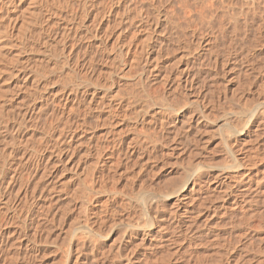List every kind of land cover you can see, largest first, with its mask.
<instances>
[{
  "label": "rangeland",
  "instance_id": "rangeland-1",
  "mask_svg": "<svg viewBox=\"0 0 264 264\" xmlns=\"http://www.w3.org/2000/svg\"><path fill=\"white\" fill-rule=\"evenodd\" d=\"M213 1V0H212ZM211 1V2H212ZM217 1V2H216ZM214 0V3L213 5H211L212 3L209 1L207 3H210L209 5L206 3L205 4V7L207 6V8H204L202 7L201 9V6H204V5H201L200 6V9L198 8H194V6H192V8L189 6V3L186 5H183L180 3V5L178 4V1L176 2V0H172V4H171V10L175 13V17L173 20H175V22L177 23V28H175V30H178V31H170L172 30L174 27H173V23L169 22V24L166 22L163 23L162 21V24H161V27H160V30L162 31V29H164V27H168V26H172L173 28L170 27V29H167L166 32L165 30H163L162 32H165V33H162L164 35V38L166 40V47H170L168 48V50L170 51L172 47H174V49H176L175 52H173V48H172V52L170 51L169 54L166 53L168 52L167 48L165 49V51L163 50L161 53L164 54L166 53V55H168L166 57V55H162L161 53H158L156 56V61L155 60V69H151L154 70L150 72L148 71H144L143 68L140 66V65H136L135 68H133L134 66L130 67L132 70L130 71L128 67H125L124 65H120L119 67H122V68H119L118 67V70L119 72L122 74V72H124L123 74L131 77L129 80L124 81V77H121V75L117 76V75H111V74H107V77L105 80V83H104V86H105V93L109 96H107V99H111L115 100V98H117V100H113L114 103L116 102H120L122 104V108L125 107L126 105V102L127 101H131L133 98L136 97V100L138 98H140L139 100L141 101H145L146 104L147 102H151L149 104H145L144 102V106L142 105L143 102H138L136 103V100H135V103L132 104L133 100L130 102H127L128 106H126V108H123V110L118 114L115 109H112L111 107L110 108H106V105H105V108L106 109H109L108 110H103L102 109H99L98 112L100 113H95L97 112L92 110L91 112H94V113H89L88 115L85 114V118L86 120L89 122H87L86 125H90V123H93V126L90 125V129L91 132H92V137H90L89 139H81L79 141V144H78V148H81V149H77L75 148V150L77 149L78 153L74 150V152H72L73 155L71 156H68L64 159L61 160V163L58 162L57 164H55V169L54 170H58L59 168V171H54L55 173L52 174V169L50 170L49 167H47L46 169H44V166L41 165L40 163V166L36 164L35 162V158L33 157H36V153H38L40 155V153H42V151H49V147H51L50 145L51 142H53V138H55L57 136V134H52L49 132L50 131V126L48 127V124L50 123H47V125L45 124L46 121L48 122H55L52 118V116L50 114H43L41 113V115H39L40 113H37L36 115L38 117H36V121L34 122V118L30 121L28 120H25L24 122L26 123H23V121L21 120V124L20 123V119H18V117H15L14 114L16 113H12V114H8V113H11V112H15L17 111L16 109H18V106H20L21 102L22 101V98L19 97L18 98V101L15 102L13 101V103L9 102H5L3 101L4 99L1 98V95H0V107L2 110V106H3V110L0 111L1 113L4 112L5 114V110L8 111L7 108H10V105L12 107V104L13 106L16 105V103H18V106L17 108L15 107H12L11 110H9V112L7 113V115L9 116H6V115H0V132H3V135L5 134L6 136V142L8 141V143H6L7 145H9L12 141H13V137L14 135L19 139H14V140H19V141H13L12 144H14V146L18 149H16V156H22L21 157H26V159L28 158H33V164L32 163V160L29 159V161L26 163L25 162H22L21 164H27V165H18L16 167H21L22 170L19 169V173H22L23 174H20V176L22 175V177H19V178H22L20 179L21 181H23L24 185H21L19 183H22L20 180V182H18V185L24 187L25 186V183L26 181L29 179V181H31L30 185L33 186L34 182H38V185L40 184L42 187H39L37 186L36 188V192L37 190L39 191L38 193L40 194L41 192L44 193V191L46 192V190H48L46 187H44V191H43V186H47L48 185V188H50L49 186L52 184L50 183L51 179H52V182L54 183L55 185V182H56V188L54 187L53 190L51 191H47V194L44 193V195L41 197L38 193L35 194L36 195H39V196H36L35 200L33 201L34 205L30 206L29 209H28V212L30 210V215L28 213V216L29 218L26 219V221L23 219H20V218H16L14 219L15 221H13V217L12 219H7L4 212H2V208L0 207V211L3 213H0V231H4L6 232L7 230L10 231V229L12 231L10 232H6L7 234H10L9 236L7 235V237H5V239L7 238V240L4 239V242L6 243H0V264L2 262V264H12L13 262L15 264H73V262H77V264H101V261L104 260V262L102 264H264V158H263V154L262 153H259L260 152H264V150H262L264 148V0H231L232 2H234V7H236L237 10V17L238 20H239V23L237 26L234 27H231V28H228L226 25L228 24V16H226L227 14H224L227 19L224 17V15L221 17L220 14L222 15L223 12H224V8L223 6H225L226 4V0ZM225 1V3H224ZM239 1V3H238ZM248 1L250 2L249 4ZM260 1V2H259ZM175 2V3H173ZM219 2V3H218ZM227 2L230 3V0H227ZM232 2H231V5H232ZM245 3V4H242ZM262 2V3H261ZM237 3V4H235ZM258 3V4H257ZM176 4V5H175ZM256 4V5H255ZM263 4V5H262ZM1 7H0V11L2 13L6 12L7 11V14H11V9H9L8 7H6L5 5H3V3H0ZM174 5V6H172ZM178 5L180 7V9L178 8ZM241 5V6H239ZM177 6V7H176ZM182 6V7H181ZM217 6V8L215 9V7ZM247 6V7H246ZM19 7V4L16 5V8ZM186 7V8H185ZM190 7V8H189ZM196 7V6H195ZM223 7V8H221ZM238 7V8H237ZM240 7V8H239ZM250 7H252L250 9ZM257 7V9H256ZM9 10H7V9ZM182 8V9H181ZM189 8V9H188ZM209 8V9H208ZM243 8V9H242ZM263 8V9H262ZM186 9V10H185ZM206 9V10H205ZM244 9H247V10H244ZM255 9V10H254ZM261 9V10H259ZM183 10V14L185 15L182 16V11ZM189 10V11H187ZM191 10H193L194 12H192ZM201 10V11H199ZM221 10V11H219ZM181 11V12H180ZM184 11L186 12V14L188 13L189 17L186 16V14L184 13ZM199 11V12H198ZM214 11V12H213ZM218 11V12H217ZM251 11V12H250ZM177 12V13H176ZM179 12V13H178ZM197 12V13H196ZM201 12V13H200ZM203 12V13H202ZM213 12V13H212ZM220 12V13H219ZM222 12V13H221ZM243 12V13H242ZM244 12H246L245 15ZM190 13V14H189ZM225 13V12H224ZM256 13V15H254ZM181 14V15H180ZM200 16H198V15ZM203 14V16L201 15ZM204 14H206L204 16ZM251 14V16H250ZM258 14V15H257ZM195 15V16H194ZM197 15V16H196ZM210 17H209V16ZM218 15V16H216ZM245 17H244V16ZM221 18H220V17ZM255 16V17H254ZM179 19H178V18ZM192 17V18H191ZM199 17V18H198ZM200 17L204 18L203 19V22L199 19H201ZM219 17V18H217ZM224 17V20H222V18ZM252 17V18H251ZM254 17V19H253ZM182 18V19H181ZM185 18V19H184ZM187 18V19H186ZM195 18V20H194ZM215 18V19H214ZM190 20L191 21V24L189 25L188 23H190V21H187V20ZM193 19V21H192ZM217 19V21H216ZM225 19L227 20V22H225ZM257 19V20H256ZM177 20H179V23ZM181 20V21H180ZM183 20V21H182ZM198 20V21H197ZM204 20H207V21H204ZM219 20H220V24L218 25L219 23ZM244 20V21H243ZM246 20V21H245ZM248 20V21H247ZM253 20V21H252ZM186 21V22H184ZM197 23H195V22ZM259 21V22H258ZM194 22V23H193ZM201 22V23H200ZM211 23V27H210V23ZM246 24H245V23ZM255 22V23H254ZM171 23V24H170ZM184 23V24H182ZM193 23V24H192ZM217 23V25H216ZM180 24V25H179ZM182 24V25H181ZM186 24V25H185ZM190 26L189 28H187L188 26ZM195 24V25H194ZM202 24V25H200ZM262 24V25H261ZM162 25H164V27H162ZM168 25V26H167ZM179 25V27H178ZM221 25V27H220ZM244 25H246L244 27ZM254 25V26H253ZM257 25V26H255ZM176 26V25H175ZM184 26V27H183ZM215 26H216V29H215ZM225 26V27H223ZM229 26V25H228ZM241 26V27H240ZM196 27V28H195ZM201 27V29H200ZM219 27V28H218ZM239 27V28H237ZM244 27V28H243ZM254 27V28H253ZM257 27V28H256ZM165 28V29H166ZM199 28V29H198ZM203 28V29H202ZM208 29L207 31H205L206 29ZM235 28L237 31H235ZM260 28V29H259ZM224 29V31H223ZM228 29V30H227ZM233 29V31H232ZM239 29V30H238ZM241 29V30H240ZM181 30V31H180ZM183 30V31H182ZM195 30V31H194ZM227 30V31H226ZM230 30V31H229ZM170 31V32H169ZM194 31V32H193ZM200 31V32H199ZM214 31V32H212ZM217 31V32H216ZM235 31V32H234ZM239 31V32H238ZM259 31V32H258ZM127 32L130 33L129 30H127ZM126 30H125V33H127ZM192 32V34H191ZM204 32L205 34H208V35H204ZM207 32V33H206ZM211 32V33H210ZM220 32V33H219ZM237 32V33H236ZM243 32V33H242ZM171 33V34H170ZM173 33V34H172ZM177 35V37L174 35ZM199 34L200 37L202 35V37H208L210 41H212L211 43H209L208 45L204 46V48L202 47H197V44L194 42L195 40H193V36L194 34ZM203 33V34H202ZM210 33V34H209ZM225 33V34H223ZM229 33V34H228ZM233 33V34H232ZM248 33V34H247ZM166 34V35H165ZM196 34L195 37H197L198 35ZM222 34V35H221ZM232 34V35H231ZM243 34V35H242ZM258 34V35H257ZM133 35V33H131V36ZM170 38H169V36ZM263 35V36H262ZM127 36H130V34L127 33ZM224 36V37H223ZM232 36H233V39H232ZM192 37V38H191ZM227 37V38H226ZM239 37V38H238ZM177 38V39H176ZM211 38V39H210ZM231 38V39H230ZM174 39V41H173ZM179 39V40H178ZM217 39V40H216ZM230 39V40H229ZM241 39V40H240ZM176 40V41H175ZM193 40V41H192ZM226 40V41H225ZM232 40V42H230ZM245 40V41H244ZM178 41V42H177ZM184 41V42H183ZM236 41V42H235ZM177 42V43H176ZM181 42V43H180ZM234 42V43H233ZM170 43V44H169ZM172 43V44H171ZM175 43V44H174ZM225 46H224V44ZM232 43V45H231ZM169 44V45H168ZM194 44V45H193ZM245 44V45H244ZM174 45H176L177 47H175ZM210 45V46H209ZM172 46V47H171ZM184 49H182L181 47ZM196 46V47H195ZM208 46V47H207ZM229 46V47H228ZM232 46V47H231ZM240 46V47H239ZM211 47V48H210ZM239 47V48H238ZM242 47V48H241ZM94 49V47H92ZM108 48V47H107ZM106 49L105 52L107 53H112L111 55H114L113 52H110L109 49ZM198 48V49H197ZM214 48V49H213ZM230 48V49H229ZM244 48V49H243ZM83 49L82 48V52H83ZM88 50L87 52H81V56H84L86 55V53L88 55L92 54L96 49L94 50ZM211 53H210V51ZM213 49V50H212ZM239 49V50H238ZM241 49H242V52H241ZM85 50V49H84ZM178 50V51H177ZM215 50V51H214ZM246 50V51H245ZM93 51V52H92ZM202 51V52H201ZM182 52V53H181ZM188 52V53H187ZM209 52V53H208ZM214 52V54L212 53ZM220 52V53H219ZM105 53V55L107 54ZM193 53V54H191ZM205 53V54H204ZM217 53V55H215ZM222 53V54H221ZM225 53V54H224ZM241 53V54H240ZM161 54V55H160ZM176 54V55H175ZM184 54V57H182ZM187 54V55H186ZM190 54V55H189ZM203 54V56H202ZM210 54H213L215 56H213L212 58V55L210 56ZM220 54V55H219ZM186 55V56H185ZM199 55V57H198ZM209 55V56H208ZM219 55V56H218ZM240 55V56H239ZM242 55V56H241ZM159 56V57H158ZM162 58H161V57ZM178 56V57H176ZM174 57V58H173ZM197 57V59H196ZM203 57V58H202ZM209 57V58H207ZM218 57L221 58L219 59L220 62L218 61V59L216 58ZM228 59H227V58ZM175 60H173V59ZM199 58V59H198ZM207 58V59H206ZM215 58V61H213ZM171 59H172V62H171ZM188 59V60H187ZM212 59V60H211ZM211 60V61H210ZM230 60V61H229ZM233 60V61H232ZM209 61V62H208ZM168 62H171L169 64L166 65V63ZM212 62H215L216 63V66H215V63H212ZM219 62V63H218ZM186 66H185V64ZM207 63V64H206ZM165 64V65H164ZM172 64V66H171ZM176 64V65H175ZM223 64V66H222ZM169 65V66H168ZM175 65V66H174ZM196 65L198 67H196ZM210 65V66H209ZM139 66V67H138ZM202 66V67H201ZM209 66V67H208ZM213 66L215 68H213ZM232 66V67H231ZM138 67V68H137ZM181 67V68H180ZM186 67V68H185ZM188 67V70H190V73L192 74L191 76H194V74L196 76H194V81L197 82L195 83L190 89H187L186 91L184 90V93L183 95L185 96H182V92L183 91H174L172 90L171 88H169V85L168 84V87H166L167 85H165L164 83H161L160 80L158 81V78L160 79V77L156 78L160 72L159 71H162L160 74H162L164 72V74H168V76H172L173 78L179 74V71L181 72L182 69H187ZM211 67V68H210ZM221 67V68H220ZM128 68V69H127ZM159 68V69H158ZM210 68V69H209ZM213 68V69H212ZM127 69V70H126ZM162 69V70H161ZM164 69V70H163ZM173 69V70H172ZM199 69V70H198ZM169 70L170 73H167ZM172 70V71H171ZM198 70V71H197ZM202 70V71H201ZM209 70V71H208ZM226 70V71H225ZM128 71V73H127ZM130 71V72H129ZM142 71H144L146 77H149V78H146L148 79V81L144 84H140V76H141V73ZM195 71V73H194ZM224 71V72H223ZM248 71V72H247ZM159 72V73H158ZM194 74H193V73ZM198 72V73H197ZM132 73V75H131ZM151 73V74H150ZM155 73V74H153ZM157 73V74H156ZM173 73V74H172ZM209 73V74H208ZM224 73V74H223ZM248 73V74H247ZM134 74V75H133ZM171 74V75H170ZM176 74V75H175ZM197 74H199L197 76ZM206 74H208L206 76ZM214 74H215V78H214ZM106 75V73H105ZM152 75V76H151ZM155 75V76H153ZM157 75V76H156ZM203 75V76H202ZM209 75L211 76V79H209ZM223 75V76H222ZM117 76V78H116ZM139 76V77H136ZM171 77V78H172ZM206 80H208V82H211L215 84H212L210 86H208V82L206 80H204L205 78ZM212 77L214 79V81L212 80ZM113 80H112V79ZM154 78V79H153ZM170 78V80H172ZM195 78H198V79H195ZM118 79V80H117ZM157 79V80H156ZM133 80L136 82H134L135 85H133ZM139 82H138V81ZM154 82H153V81ZM211 80V81H210ZM115 81V82H114ZM123 81V83H122ZM129 81V82H128ZM158 81V82H157ZM173 81V80H172ZM120 82V85L122 84V86H119L117 84H119ZM138 82V83H137ZM150 82V83H149ZM153 82V83H152ZM171 82V81H170ZM207 84H205V83ZM128 83V84H126ZM149 83V84H148ZM152 83V85H151ZM154 83H158V84H154ZM200 83V84H199ZM203 83V84H202ZM116 84V85H114ZM149 87H148V85ZM160 84H162L164 86V88H160L161 86H159ZM133 85V86H132ZM139 85V86H138ZM154 85V86H153ZM155 85H157L155 87ZM203 85V86H202ZM3 86V85H2ZM124 86H127L126 88L129 89V86H131L133 89H131V92L134 93V92H137L135 94H132L128 92V89L126 90H123L125 87ZM143 86H146L145 89L143 88ZM162 86V87H163ZM208 86V87H207ZM219 86V87H218ZM116 87H118L116 89ZM120 87L121 89L123 90V92L120 90ZM138 88L137 90H135L136 88ZM212 87V88H211ZM151 88V90L149 89ZM214 88V89H213ZM216 88V90H215ZM221 88V89H220ZM4 89V88H3ZM161 89V92L159 91ZM211 89H212V92H211ZM225 89V90H224ZM116 92H115V91ZM134 90V91H133ZM147 92H146V91ZM167 90V91H166ZM171 90V91H170ZM193 90V91H192ZM221 90V91H220ZM130 91V90H129ZM166 91V92H165ZM169 91V92H168ZM191 93H190V92ZM113 92H115L113 94ZM119 92V93H118ZM143 92V93H142ZM149 92V94H147ZM153 92V93H151ZM176 92V93H174ZM178 92V94H177ZM181 92V94L179 93ZM195 92V93H193ZM210 92V93H209ZM215 92V93H214ZM1 93V91H0ZM118 93V94H117ZM156 93V94H155ZM160 93L161 94H165V98H164V95L160 96ZM172 93V94H171ZM190 93V95H189ZM217 94L216 96L214 94ZM111 94V96H110ZM121 94V95H120ZM132 94V95H131ZM144 95L142 98H141V95ZM153 94V95H152ZM173 94H175V96H173ZM258 96H257V95ZM119 95V96H118ZM137 95V96H135ZM150 95V96H149ZM152 95V96H151ZM172 96V99H169L171 98ZM181 95V98L183 100H181L180 96ZM202 95V96H200ZM219 95V96H218ZM223 95V96H222ZM113 96H116L113 98ZM132 96V97H131ZM140 96V97H139ZM169 101H168V99ZM169 96V97H168ZM179 96V98H177ZM197 98H195V97ZM120 99H119V98ZM130 99H129V98ZM153 97V98H152ZM156 97V98H154ZM162 97V98H161ZM175 97V98H174ZM187 97V98H186ZM189 97V98H188ZM191 97L197 99V100H191ZM206 97V98H205ZM218 97V98H217ZM258 97V98H257ZM132 98V99H131ZM188 102H186V100ZM203 100H202V99ZM214 98V99H213ZM217 98V100H216ZM110 99V100H111ZM118 99L120 101H118ZM126 99H129V100H126ZM145 99V100H144ZM148 99V101H147ZM155 99V100H153ZM163 99V100H162ZM165 99V100H164ZM178 99V100H176ZM180 99V100H179ZM213 99V100H212ZM20 100V101H19ZM124 100V101H123ZM162 100V101H161ZM203 102H202V101ZM258 100V101H257ZM262 100V101H261ZM3 101V103H2ZM161 101V103H160ZM174 101V103L172 102ZM176 101V103H175ZM199 101V102H198ZM206 101V102H205ZM216 101V103H215ZM15 102V103H14ZM166 104H165V103ZM179 104H178V103ZM186 102V104H184ZM195 105L193 106L194 103ZM246 102V104H245ZM254 102V103H253ZM6 103V104H4ZM105 103H106V100H105ZM140 107L138 104H140ZM192 103V105L190 104ZM204 103V104H202ZM208 103V104H206ZM242 103V104H241ZM3 104V105H2ZM15 104V105H14ZM175 104V106H174ZM183 106H182V105ZM190 104V105H189ZM200 104V105H199ZM203 107H201L202 105ZM262 104V106H261ZM2 105V106H1ZM130 105V106H129ZM161 105V106H160ZM168 105H172L171 108H169L168 110V121L167 122H163V125L165 123V125H161V128H159V124L156 122V121H153L154 119H148V122H144L143 124H141L140 126V123L137 122V119L139 117V109H140V114H145L147 113V111H150V110H154V109H159V108H162V107H165V106H168ZM178 105L181 106V108L177 107ZM197 105V106H196ZM243 105V106H242ZM6 106V107H5ZM131 106H134L135 108L131 107ZM143 108H142V107ZM174 106V107H173ZM191 106V107H190ZM245 106V107H244ZM247 106V107H246ZM82 107H85V106H82ZM14 108V110H13ZM139 108V109H138ZM146 108V109H145ZM151 108V109H150ZM179 108V109H178ZM203 110H202V109ZM206 108V109H205ZM211 108V109H210ZM215 108V109H214ZM236 108V109H235ZM260 108H262L261 110H259ZM81 110L82 109H86V108H80ZM112 109V110H111ZM135 111V116H134V112H132V110ZM176 109V110H175ZM191 109V110H190ZM193 109V110H192ZM198 109V110H197ZM205 109V110H204ZM241 109V110H240ZM243 109H246V110H243ZM248 109V110H247ZM257 109V114L255 115V117L251 118V113L252 111L256 110ZM101 110V111H100ZM110 110L112 112H114V116L112 114V112H110ZM114 110V111H113ZM131 110V111H129ZM172 110V111H171ZM250 110L251 113H250ZM11 111V112H10ZM106 112L107 114V111H108V114H104V112ZM126 112L125 114L123 112ZM171 111V113H169ZM199 113H198V112ZM204 111V112H203ZM206 111H208V114L206 113ZM221 111V112H220ZM245 111V112H244ZM103 112V113H102ZM211 112V113H210ZM0 113V114H1ZM110 113V114H109ZM117 113V115H116ZM122 113H123V116H122ZM128 113V114H127ZM183 113V114H182ZM188 113V114H187ZM190 113V114H189ZM192 113V114H191ZM203 113L204 115L207 114V117L203 118ZM214 115H213V114ZM260 113V114H259ZM94 114V115H93ZM97 114V115H96ZM99 114V115H98ZM131 116H130V115ZM133 114V115H132ZM142 114V115H143ZM171 114V115H170ZM195 114V115H193ZM199 114V115H198ZM212 114V115H211ZM13 116V119L16 120L14 121L13 119L11 120L10 116ZM47 116V115H50L49 117H40V116ZM90 115L92 117H90ZM96 115V116H95ZM105 115V116H104ZM112 115V116H111ZM126 115V116H124ZM129 115V116H127ZM183 115V116H182ZM191 115V116H190ZM197 115V117H196ZM210 115V116H209ZM227 115V116H226ZM258 115V117H257ZM88 116V117H87ZM93 116L95 117H107V121H105V118H101V119H96V120H100V121H97L95 120V117L93 118ZM122 116V117H121ZM137 116V117H136ZM147 116V115H145ZM180 116V117H179ZM189 116V117H187ZM202 116V117H201ZM230 116V117H229ZM15 117V118H14ZM90 117V118H89ZM111 117L110 119H115V121L117 119L116 122L113 120V122L116 123V125H113L115 123H111L112 121H110L109 119V122H108V118ZM182 117V118H181ZM185 117V118H184ZM190 118V119H187V118ZM213 117V118H212ZM215 117V118H214ZM223 117V118H222ZM232 117V119H231ZM236 119H235V118ZM244 118V123L240 125V127H236L233 123H240L241 121L240 120H243L242 118ZM10 118V120H9ZM48 118V119H47ZM52 118V119H51ZM55 118V117H54ZM71 118H73V116H71ZM90 119L91 121H89L88 119ZM133 118V119H132ZM212 118V119H211ZM228 118V119H226ZM240 118V119H239ZM8 119V120H7ZM42 119V120H41ZM47 119V120H46ZM96 123H94V121ZM171 119V120H170ZM181 119V120H180ZM185 122H183V120ZM192 119V120H191ZM200 119V120H199ZM202 119V120H201ZM231 119V120H230ZM257 119V120H256ZM263 119V120H262ZM39 120V122L37 121ZM43 121V123L41 121ZM189 120V121H187ZM198 120V121H196ZM229 120V121H228ZM235 120H238V121H235ZM10 121V122H9ZM14 122H19L20 124L18 125V127L20 128V130L17 128V129H13V128H10L11 125ZM45 121V122H44ZM93 121V122H92ZM102 121V122H101ZM121 121V122H120ZM124 121V122H123ZM128 123H127V122ZM130 121V122H129ZM181 121V122H180ZM202 121V122H201ZM233 121V122H231ZM235 121V122H234ZM240 121V122H239ZM252 121V122H251ZM8 122V124H7ZM29 124H28V123ZM31 122L35 123V124H31ZM105 125H104V123ZM110 124H108V123ZM174 124H173V123ZM176 122V123H175ZM231 122V123H229ZM258 122V123H257ZM37 123V125H36ZM39 123H41L40 125L42 126L43 130L41 128L40 125H38ZM101 123V124H100ZM126 123V124H125ZM136 123V124H135ZM154 123V124H152ZM155 123H157L155 125ZM167 123V125H166ZM169 123V124H168ZM180 123H182L183 126L180 125ZM195 123V124H194ZM262 123V124H261ZM3 124V125H2ZM6 124V125H5ZM28 124V125H26ZM95 124V125H94ZM100 126H98V125ZM113 126H112V125ZM128 124V125H127ZM130 124V125H129ZM133 124L135 125V127L133 126ZM153 128H152V126ZM5 125V128L6 129V132L5 130H3V126ZM10 125V127H9ZM26 125V126H25ZM31 125V126H29ZM46 125V126H45ZM129 127L127 129V127ZM132 125V126H131ZM169 125V126H168ZM174 127H173V126ZM178 129H177V127ZM179 125V126H178ZM188 125V126H187ZM189 125H190V128H189ZM196 125V126H195ZM206 125V126H205ZM32 126H35V128H33ZM39 126V128L37 127ZM44 126L45 128L47 129L46 131H44ZM95 126H98V129L97 127ZM102 126V127H101ZM116 126V127H115ZM120 126V127H119ZM188 129H187V127ZM194 126V127H193ZM227 126V127H225ZM16 126H14L15 128ZM22 127V128H21ZM27 127V128H26ZM29 127V128H28ZM49 129H48V128ZM60 124H59V128H60ZM120 129V131H118L117 129ZM131 127V128H130ZM145 127H148V129H146ZM181 127V129H180ZM185 127V130L184 129ZM215 127V128H214ZM222 127V129H221ZM224 127V128H223ZM10 130H9V129ZM106 128L104 131L103 129ZM113 128V130H112ZM123 128V129H122ZM126 128V129H125ZM138 128V130H141L140 132L136 129ZM143 128V129H141ZM145 128V129H144ZM166 128L168 129L166 131ZM170 128V129H169ZM172 128V129H171ZM196 128L198 130H196ZM202 128V129H201ZM210 128V129H209ZM211 128L212 129H216L217 128V131L215 132L216 135L212 134L210 131H211ZM240 128V129H238ZM244 128V130H243ZM8 129V130H7ZM13 129V130H11ZM29 129V130H28ZM30 129L33 130V134L31 135V137H28L27 135H29V132H30ZM134 129V130H133ZM157 129V131H156ZM160 129V130H158ZM200 129V130H199ZM15 130V131H14ZM101 130V131H100ZM106 130H108L107 132H109L107 135H106ZM112 132H111V131ZM116 130V131H114ZM130 130V131H129ZM165 130V131H164ZM172 130V131H171ZM174 130V131H173ZM177 130V131H176ZM195 130V131H194ZM208 130H209V133H208ZM11 132L13 131V133L10 135L9 137V134L8 132ZM19 133H18V132ZM22 131V132H21ZM27 131V132H25ZM66 133H65V132ZM95 131V132H94ZM102 132V134L100 132ZM114 131V132H113ZM123 131V132H122ZM143 131H147L146 134L145 132L143 133ZM173 133H171V132ZM177 133H176V132ZM193 131V132H192ZM5 132V133H4ZM30 132V134L32 133ZM35 132V133H34ZM45 133L44 135L42 134ZM67 134V131L66 130H63L61 131V136H65ZM120 134H119V133ZM138 134H137V133ZM152 132V133H151ZM154 132V134H153ZM157 132V133H156ZM163 132V133H162ZM175 132V134H174ZM231 132V133H230ZM17 133V134H16ZM40 133V134H38ZM50 133V135H49ZM60 133H59V136H60ZM116 133V134H115ZM136 133V134H135ZM208 133V134H207ZM211 133V136H215V137H210V134ZM229 133V134H227ZM19 134V135H18ZM35 134H38L39 136L43 137V139H38V137L35 139H33L32 137H36ZM48 134V135H47ZM104 134V137H102ZM131 134H135L134 136V139L136 140H131L129 139L128 141V138H131ZM157 134V135H156ZM160 137H159V135ZM165 134V135H164ZM170 134H171V138H172V134L175 135L176 138L174 139H171L170 138ZM179 134V135H178ZM20 135L22 137H20ZM43 135V136H42ZM106 135V136H105ZM118 135V136H116ZM140 135V136H139ZM142 135V136H141ZM164 135V137H163ZM187 135V136H186ZM192 135V136H190ZM228 135V136H227ZM256 135V136H255ZM13 136V137H11ZM30 136V135H29ZM55 136V137H53ZM62 136V137H63ZM115 136V137H114ZM138 138H137V137ZM228 139H226V137ZM233 136V137H232ZM40 137V138H41ZM48 139L46 140L45 138ZM66 137V136H65ZM95 139H94V138ZM107 137V139H106ZM113 140H109V139H112ZM119 137V138H118ZM147 137V139H146ZM155 137V138H153ZM193 137V138H192ZM248 137V138H247ZM251 137L253 140H251ZM254 137V138H253ZM10 138V139H9ZM12 138V140H11ZM21 138V140H20ZM24 138V139H23ZM32 138V140L30 139ZM64 138V137H63ZM93 138V139H92ZM105 138V139H103ZM123 140H122V139ZM145 139L143 141H147V145H145L146 142H143L141 141V139ZM158 138V139H157ZM233 138H237V142H232V139ZM30 139V141H29ZM38 139V141H37ZM101 139V140H100ZM140 139V140H139ZM154 139V140H153ZM166 139H169V140H166ZM226 140V141H223ZM230 139V140H229ZM11 140V142H10ZM27 141L26 143L23 142V141ZM50 141L48 143V145H44L46 144L45 141ZM90 140V141H89ZM93 140V141H92ZM96 140H98V142H95ZM104 140V141H103ZM137 140H139V142H137ZM152 140V141H151ZM158 140V141H157ZM193 140V141H192ZM246 140V141H245ZM35 141V142H34ZM37 141V142H36ZM84 141V144L82 143ZM85 141H87L85 143ZM105 142L103 144V146L106 144V143H110V144H113V148L112 146H109L108 144V147L107 145H105L103 147V150L101 153L102 155L105 156V159H107L105 161V164H102L100 162V165L99 162L97 164V160H96V156H97V152L99 151L100 149V143L101 142ZM109 141V142H108ZM118 141V142H117ZM120 141V142H119ZM124 141V142H123ZM136 143V144H134ZM141 141V143H140ZM171 141V142H170ZM227 141L230 143V145L227 143ZM231 141V142H230ZM241 141V142H240ZM254 141V142H253ZM17 142V143H16ZM23 142V144H22ZM33 142V143H32ZM42 143V145H40ZM91 142H95V144L93 143V145L91 144ZM112 142V143H111ZM131 145L134 146L136 152H139V153H136L138 155L139 158H137V155L133 156V157H130L127 153L126 155V147L129 143ZM164 142V143H163ZM170 144H169V143ZM243 142V143H242ZM21 143V144H20ZM40 143V144H39ZM80 143L82 144L80 145ZM91 144V147H88L89 150H83L87 155V157L85 158V155L83 154L84 152L82 151V148H86L87 144ZM116 143V144H115ZM122 143V145H121ZM133 143V144H132ZM140 143V144H139ZM154 144V147H150L152 146L151 145ZM157 143V144H156ZM227 143V144H226ZM232 143V144H231ZM237 143V144H236ZM240 143V144H239ZM263 143V144H262ZM17 144V145H16ZM36 144V147H38V145H40L38 148H35L34 145ZM88 144V146H90ZM97 144H99L97 146ZM124 144V145H123ZM127 144V145H126ZM129 144V145H130ZM139 144V145H137ZM144 144V146H143ZM156 144V145H155ZM164 144V145H163ZM239 144V146H237ZM5 145V144H3ZM3 145L0 144V146L2 147ZM21 145V146H20ZM24 145V146H23ZM27 147H26V146ZM86 145V146H85ZM95 145L97 147H99L98 149H96ZM117 145V146H116ZM124 148L123 149L121 146ZM139 147H137V146ZM146 147L145 149H147L145 151V149H143L142 147ZM149 145V147H148ZM13 146V145H12ZM13 146V147H14ZM20 146V147H19ZM27 148L24 149L23 147ZM31 146H33V148H35L33 150V148H31ZM42 146V147H41ZM48 146V148L46 149V147ZM85 146V147H84ZM214 146V147H213ZM230 146V147H228ZM234 146V147H233ZM236 146V147H235ZM241 148H238L240 147ZM0 147V149H2ZM14 147V148H15ZM30 147V148H29ZM42 148L40 149V152H37V150L39 151V148ZM45 147V149L43 148ZM137 147V149H136ZM141 147V148H140ZM256 149H255V148ZM22 148V149H20ZM110 148V149H109ZM153 148V149H152ZM232 148L236 151V153L238 155H244L247 154V155H251L252 153H257V154H261V156L257 157L254 164L258 162V160L260 162H258L256 165H251L253 167H247V168H243L242 167H237V168H230L228 167V165L232 162L231 159H232ZM258 148V149H257ZM260 148H262L261 150H259ZM37 149V150H36ZM44 149V150H43ZM113 149V151L111 150ZM117 149V150H116ZM123 149V150H122ZM151 149V151H150ZM231 149V150H230ZM243 149V150H242ZM254 150V151H251V150ZM19 150V151H18ZM21 150V151H20ZM92 150V151H91ZM98 150V151H97ZM111 150V151H110ZM125 150V151H124ZM139 150V151H138ZM149 150V151H148ZM240 150V151H239ZM246 150V151H245ZM258 150V152H257ZM1 151V150H0ZM25 151V152H24ZM31 155H29V153ZM31 151V152H30ZM36 151V152H35ZM80 151V152H79ZM90 151V152H88ZM116 151V152H115ZM117 151H120L117 153ZM124 151V154L122 153ZM156 151V152H155ZM166 151V152H165ZM213 151V152H212ZM239 151V153H238ZM251 152V153H247V152ZM21 152V153H20ZM23 152V153H22ZM92 152V154H90ZM110 152V153H109ZM28 153V154H27ZM35 153V154H34ZM97 153V154H96ZM106 153V154H105ZM108 153V154H107ZM117 153V154H116ZM121 153V154H119ZM162 153V154H161ZM245 153V154H244ZM19 154V155H18ZM24 154V155H23ZM27 154V155H26ZM32 154H33V157H32ZM37 154V155H38ZM83 154V155H82ZM91 156H90V155ZM111 154V155H110ZM115 154V155H114ZM143 154V155H141ZM149 154V155H148ZM226 154V155H225ZM101 155V156H102ZM107 155H110L107 157ZM114 155V156H113ZM117 155H118V158H117ZM120 155V156H119ZM140 155L142 156L141 159H140ZM30 156V157H29ZM82 156V157H81ZM84 156V157H83ZM123 156V157H122ZM152 156V157H151ZM157 156V157H156ZM161 156V157H160ZM258 156V155H257ZM85 159L82 161L81 159ZM90 157V158H89ZM111 157V158H110ZM120 157V159H119ZM123 159H122V158ZM126 157H127V160H126ZM135 157V158H134ZM147 157V159L145 158ZM157 159H156V158ZM228 157H230L228 159ZM262 157L263 159L260 160ZM20 158V157H19ZM68 158V160H66ZM95 159L93 160V163L91 162L92 159ZM110 158V160H109ZM117 158V159H116ZM129 158V160H128ZM133 158V159H131ZM142 158H145V159H142ZM155 158V159H154ZM260 158V159H259ZM25 159V158H24ZM23 159V160H24ZM27 159V160H28ZM74 159V160H73ZM91 159L90 161L87 162V160ZM136 159H138V161H136ZM11 158L8 159V161H3L2 164H4V166L2 164H0V177L3 179H1L0 181H3L6 180L10 174V171L13 170V168H15V164H13L11 161ZM64 160H66L64 162ZM71 162H70V161ZM80 160V161H79ZM116 161H121V163L119 164L118 162H115ZM144 160V161H142ZM145 160H149V161H146V163H143L145 164V166L141 163V165L139 164L140 161L141 162H145ZM155 162H154V161ZM1 161V159H0ZM111 161V162H110ZM127 161V162H126ZM135 161V162H134ZM230 161V162H229ZM257 161V162H256ZM30 162V163H29ZM64 162V163H63ZM73 162V163H72ZM84 162L83 166L86 164L89 165V162L90 163V167H91V170H90V167H89V175H88V166L83 167L81 164ZM96 162V163H95ZM112 164L113 163V166L110 165V163ZM115 162V163H114ZM151 162V163H150ZM12 163V164H10ZM35 163V165H34ZM70 163V164H69ZM72 163V164H71ZM96 165H95V164ZM108 163L110 165V167H108ZM126 163V164H124ZM130 163V164H129ZM135 163V164H134ZM155 163V164H153ZM30 164V165H29ZM60 164V165H59ZM116 164H118L116 166ZM129 164V165H128ZM190 164V165H189ZM10 165V167H9ZM13 165V168H11V166ZM34 165V166H33ZM67 165V166H66ZM80 165V166H79ZM102 165V166H101ZM115 165V166H114ZM122 165V166H121ZM125 165L127 166V168L125 169ZM137 165V166H136ZM150 165V166H149ZM189 165V166H188ZM193 167H196L197 169V174L193 177V180L195 181L194 185H193V189H192V192H190V187H192V185H190L188 188H185L184 190L182 191H179L182 186V184L185 182V180L188 178V175L190 173V170L191 168ZM38 166V169L36 168V170L34 169L35 167ZM52 166V165H51ZM57 166V167H56ZM82 166V167H81ZM121 166V167H120ZM124 166V168H122ZM154 166V167H153ZM188 166V168H187ZM8 167V168H7ZM26 167V168H25ZM94 167V169L92 170V168ZM97 167V168H96ZM99 167V168H98ZM115 167V168H114ZM120 167V168H119ZM137 167V168H135ZM186 167V168H185ZM202 167V168H201ZM257 167V168H256ZM7 168V169H6ZM11 168V169H10ZM26 170H25V169ZM29 168L31 170H29ZM80 168V169H79ZM87 169L86 171H84L85 169ZM104 168V169H103ZM107 168H110L108 171L106 170ZM122 168V169H121ZM139 168V169H138ZM141 168V169H140ZM190 168V170H189ZM4 169V170H2ZM9 169V170H8ZM34 169V171H33ZM116 169V170H115ZM133 169V170H132ZM137 169V170H135ZM202 169V170H201ZM242 169V170H241ZM249 169V170H247ZM6 170V171H5ZM25 170V171H24ZM46 171V175L45 174H42V173H45L42 172L40 173L41 171ZM81 170V171H80ZM103 170V171H102ZM112 170V171H111ZM114 170V171H113ZM122 170V171H121ZM124 170H127L125 171L126 174H124ZM200 170V172H199ZM247 170V173L244 174V172H246ZM258 170V171H256ZM262 170V171H261ZM3 171H5L6 173H4ZM8 171V172H7ZM27 171V172H26ZM30 171V172H29ZM37 171V172H35ZM40 171V172H38ZM51 174V177L49 178V173ZM84 172H87V173H83ZM93 173H92V172ZM102 171V172H101ZM107 171V172H106ZM117 171V172H116ZM120 171V173H119ZM129 171V172H128ZM136 171V172H135ZM180 171V172H179ZM183 171V172H182ZM12 172V171H11ZM35 172V175H33ZM58 172V173H56ZM106 172V173H105ZM114 172V173H113ZM124 172V173H123ZM142 172V173H141ZM200 174H199V173ZM252 172V173H250ZM258 173L257 175H255V173ZM3 173V174H2ZM33 173V174H32ZM84 175H83V174ZM100 173V174H98ZM105 173V174H103ZM109 173V174H108ZM110 173L112 174L111 176L114 177V175H116V177L118 176L119 178L116 180V178H112L110 175ZM116 173V174H115ZM118 173V174H117ZM131 173H134V176H130ZM137 173V174H136ZM139 173V174H138ZM179 173V174H178ZM184 173V174H183ZM185 173L187 174V176L185 175ZM235 173V174H234ZM244 175H243V174ZM252 177H251V175ZM2 174V176H1ZM29 174V175H27ZM32 174V175H31ZM38 174V175H36ZM39 174H42L41 176ZM90 177H86L87 175ZM92 174V177L90 176ZM94 174V175H93ZM96 174V175H95ZM122 174V176H121ZM182 174V177L180 176ZM212 174V175H211ZM216 174V177L215 175ZM243 176H242V175ZM262 174V175H260ZM4 175V177H3ZM26 175V176H25ZM86 175V176H85ZM100 175V176H99ZM102 175V176H101ZM130 177H129V176ZM133 175V174H131ZM177 175V176H175ZM179 175V176H178ZM211 175V176H210ZM220 175V176H219ZM241 175V176H240ZM260 175V176H259ZM28 176L31 178H28ZM35 176V177H34ZM38 176H39V180L42 181V183H40L41 181H38ZM58 176V177H56ZM81 176V178H80ZM85 177V178H82V177ZM97 176V177H95ZM128 176V177H127ZM175 176V177H174ZM198 176V177H196ZM230 176V177H229ZM248 176V179L251 180L250 183H252L251 187L255 186L251 189V187L249 186V188L251 189H248V188H241L239 186V183H241L242 181L245 182L246 179ZM263 176V177H261ZM34 177V179H33ZM42 177V178H41ZM45 179H44V178ZM55 177V179H54ZM94 177V178H93ZM101 177H104V178H101ZM109 177H111L109 180ZM127 179H126V178ZM179 177V178H177ZM184 177L186 178L184 180ZM238 177H242L245 179V181L241 178L239 181H238ZM257 177V178H255ZM259 177V178H258ZM27 178V179H26ZM36 178V179H35ZM41 178V179H40ZM58 180H57V179ZM87 178V179H86ZM97 178V179H96ZM101 179H105V181H107V184H105L106 182L103 180H100ZM133 178V179H131ZM137 178V179H136ZM175 178V180H174ZM196 178V179H195ZM215 178V179H214ZM231 180H230V179ZM235 180H234V179ZM44 179V180H43ZM86 179V180H85ZM89 179V180H88ZM93 179H96V180H100L102 182H105V183H101L100 186H99V183L97 182H93L94 180ZM115 179V180H114ZM177 183H175L173 180ZM177 179V180H176ZM183 179V181H182ZM202 179V180H201ZM210 181H208V180ZM227 179H229L228 181H226ZM237 179V180H236ZM247 179V180H248ZM254 181H253V180ZM258 179V180H257ZM34 180V181H32ZM37 180V181H36ZM49 180V181H48ZM85 180V181H84ZM98 180V181H99ZM133 180V181H132ZM179 180V181H178ZM207 180V181H206ZM218 180V181H217ZM44 181L48 182L45 183ZM88 181V182H87ZM91 181V182H90ZM110 181V182H109ZM114 181V183H113ZM118 181V182H117ZM124 181V182H123ZM126 181V182H125ZM129 181V182H128ZM199 183H198V182ZM206 181V182H205ZM220 181V182H219ZM231 181V182H230ZM238 181V182H237ZM257 184H256V182ZM28 182V181H27ZM33 182V184H32ZM44 182V184H43ZM58 182V183H57ZM80 182V183H78ZM87 182V183H86ZM93 182V184H92ZM116 182V183H115ZM132 182V183H131ZM134 182L137 184V182H140L138 183L137 185L138 186H141L142 185H145L143 186V190L141 189V187L139 188L137 185L134 184ZM173 182V183H172ZM180 184H179V183ZM183 182V183H182ZM203 182V183H202ZM209 182V183H208ZM212 182V183H211ZM222 184H219L221 183ZM227 182V184H226ZM229 182V183H228ZM235 182V183H234ZM236 182L238 184H236ZM29 183V182H28ZM98 185V188H95L97 187ZM197 183V184H196ZM216 183V184H215ZM233 183V184H232ZM76 184H78L76 186ZM80 184V185H79ZM96 186H95V185ZM104 184V187L102 188L101 185ZM110 184V185H109ZM117 184V185H116ZM171 184V185H169ZM173 184H176L175 186H173ZM179 184V185H178ZM232 184V185H230ZM242 184V183H241ZM29 185V186H30ZM89 185V186H87ZM129 185V186H128ZM134 185V186H133ZM167 185V186H166ZM169 185V186H168ZM200 185V186H199ZM217 185V186H216ZM229 185V186H228ZM90 186H94V187H91L90 189ZM110 186V187H108ZM149 186V187H148ZM163 186V187H161ZM199 188H198V187ZM220 186V187H219ZM232 186V187H231ZM236 186V187H235ZM19 187V186H18ZM100 187V188H99ZM106 187V188H105ZM108 187V188H107ZM138 187V189L136 188ZM146 187V188H145ZM159 187H161L159 189ZM174 187V189L177 191L173 192L171 188ZM215 187V188H214ZM232 189H231V188ZM248 187V186H247ZM260 189H259V188ZM77 188V190L75 189ZM110 188H111V191H110ZM121 188V190H120ZM145 188V189H144ZM149 188V189H148ZM151 188V189H150ZM154 188V189H152ZM212 188V189H211ZM216 190L215 192L218 194H215L214 189ZM218 188V190H217ZM224 188V189H223ZM234 188V189H233ZM239 188V189H238ZM18 189V188H17ZM31 189V187H30ZM39 189H42L41 191ZM58 189V190H57ZM80 189V190H79ZM97 189V190H96ZM114 189V190H113ZM118 189V190H117ZM124 189V190H123ZM135 189L139 190V191H136ZM161 189L162 191L164 192H161ZM170 191H169V190ZM195 189V190H194ZM197 189V190H196ZM243 189V190H241ZM255 189V190H254ZM258 189V190H257ZM55 190V191H54ZM74 190V191H73ZM85 190L88 192H85ZM124 192H123V191ZM127 190V191H126ZM129 190V191H128ZM168 190V192L166 193V191ZM222 190V191H221ZM245 190V191H244ZM54 195H53V192ZM58 191V192H57ZM77 193H76V192ZM81 193H80V192ZM102 191V192H101ZM108 191V192H107ZM136 191V192H135ZM221 191V193H219ZM224 191V194L222 193ZM229 191V192H228ZM231 191V192H230ZM242 193H241V192ZM15 192V191H14ZM51 192V195L53 197H51V195H49ZM91 192V193H90ZM130 192V193H129ZM171 194H170V193ZM173 192V193H172ZM234 192H238L237 194ZM240 192V193H239ZM244 192V195H246V197H244L242 194ZM246 192V193H245ZM80 193V194H78ZM129 193V194H128ZM156 193V194H155ZM169 193V195H168ZM190 193V194H189ZM232 193V194H231ZM252 193V194H251ZM15 193H12L11 194V197H14ZM58 195L59 198H57L56 196ZM84 194V195H83ZM87 197H86V195ZM94 194V195H93ZM148 194V197L145 196ZM151 194V195H150ZM223 194V195H222ZM231 194V195H230ZM234 194V195H233ZM56 195V196H55ZM81 197H79V196ZM84 197H83V196ZM92 197V198H90ZM112 195V196H111ZM192 195V196H191ZM198 195V196H197ZM217 195V196H215ZM242 195V197H241ZM46 198L44 199L43 197ZM49 198H48V197ZM75 196V197H74ZM109 196V197H108ZM111 196V197H110ZM131 196V197H130ZM144 196H145V199H144ZM152 196V197H151ZM155 196V197H154ZM199 198H197V197ZM220 196H223V197H220ZM228 196V197H227ZM231 196V197H230ZM238 196L239 198L241 199H238ZM39 197V198H38ZM79 197V198H78ZM83 197V199H81ZM89 197V198H88ZM123 197V198H121ZM151 197V198H150ZM154 197V198H153ZM158 197V198H157ZM185 197V198H184ZM187 197V198H186ZM195 197V198H194ZM217 197V198H216ZM220 197V198H218ZM253 197V198H252ZM1 198V196H0ZM49 199L48 200V203H47V200L46 199ZM56 198V199H55ZM85 198V199H84ZM108 198V199H107ZM111 198V199H110ZM148 198V199H146ZM190 198H192L191 200H189ZM197 198V199H196ZM223 198V199H222ZM227 198V199H226ZM249 198V199H248ZM43 199V200H42ZM55 199V200H54ZM110 199V200H109ZM115 199V200H114ZM152 199V200H151ZM200 199V200H199ZM221 199V200H220ZM238 199V200H236ZM247 199V200H246ZM51 200V201H50ZM53 200V201H52ZM60 200V201H59ZM88 200V201H87ZM147 202H146V201ZM148 200H151L150 202H148ZM161 200V201H160ZM186 200L188 201H191V202H188L186 203ZM233 200V201H232ZM235 200V201H234ZM245 202H244V201ZM44 201V203L42 202ZM56 203H55V202ZM80 201V202H79ZM90 201V202H89ZM103 201V202H102ZM105 201V202H104ZM110 201V202H109ZM125 201V202H124ZM129 201V202H128ZM145 201V202H144ZM153 201V202H152ZM165 201V202H164ZM174 201V203H173ZM237 201V203H236ZM239 201V202H238ZM244 203H243V202ZM46 202V203H45ZM49 202L51 203H55L51 205L49 204ZM79 202V204H78ZM107 202V203H106ZM119 202V203H118ZM233 202V203H232ZM41 203V204H40ZM59 203V205H58ZM75 203V204H74ZM84 205H82V204ZM95 203V204H94ZM97 203V205H96ZM105 203V204H103ZM183 203V204H182ZM186 203V204H185ZM191 203V205L189 204ZM194 203V204H193ZM197 203V204H196ZM199 203V204H198ZM239 203V205H237ZM46 204V205H45ZM103 204V205H102ZM121 204V205H120ZM174 204V205H173ZM235 204V205H234ZM242 204V206H240ZM52 207V209L50 210L49 206ZM101 205V206H100ZM110 205V206H109ZM126 205V206H125ZM23 206V204H22ZM40 206H42L40 208ZM46 206V207H45ZM83 206V207H82ZM104 206V207H103ZM106 206V207H105ZM119 206V207H118ZM121 206H125L123 207V209L121 208ZM147 206V207H146ZM163 206V208H162ZM184 206V207H183ZM191 206V207H190ZM195 206V207H194ZM232 206V208H231ZM234 206V207H233ZM27 207V206H26ZM49 207V208H48ZM55 207V209H54ZM82 207V208H81ZM90 207V209H89ZM93 207V208H92ZM96 207V208H95ZM128 207V208H127ZM197 207V208H196ZM199 207V208H198ZM226 207V208H225ZM230 207V208H228ZM57 208V209H56ZM103 208V209H102ZM113 208V209H112ZM132 208V209H131ZM175 208V209H174ZM184 210H183V209ZM187 208V209H186ZM192 208V209H190ZM236 208V209H235ZM49 209V210H48ZM100 209V210H99ZM152 209V210H151ZM179 209V210H178ZM193 210L192 212L189 210ZM196 209V210H195ZM199 209V210H198ZM38 210V211H37ZM41 210V212H40ZM44 210L43 213L47 212L46 214H43L42 211ZM114 210V211H113ZM141 210V211H140ZM177 212V215L176 212ZM199 211L198 212V215L195 214L196 211ZM57 211V212H56ZM93 211H95L93 213ZM98 211V212H97ZM106 211V212H105ZM122 211V212H121ZM134 211V212H133ZM171 211V213H169ZM173 211V212H172ZM182 211V212H181ZM185 211V212H184ZM19 212V211H18ZM36 212V213H35ZM38 212V213H37ZM42 213L41 214H39ZM50 212H54V218L53 220H51L52 216H50ZM83 212V213H82ZM86 212V213H85ZM109 212V213H108ZM113 212V214H112ZM127 212V213H126ZM139 212V215L137 214ZM181 214H180V213ZM194 212V213H193ZM201 212V213H200ZM33 213V214H32ZM96 213V214H95ZM169 213V215H168ZM193 213V214H192ZM43 216L42 218L39 216ZM80 214V215H79ZM85 214V215H84ZM88 214V215H87ZM110 214V215H109ZM182 214H184L183 216H181ZM186 214V215H185ZM190 216H189V215ZM195 214V216H194ZM34 215V216H32ZM36 215V216H35ZM46 215V216H45ZM52 215V214H51ZM79 215V216H78ZM107 215V216H106ZM115 217H113V216ZM129 215V216H128ZM131 215H134L132 217H130ZM154 215V216H153ZM188 217L186 218L185 216ZM193 218H192V216ZM5 216V217H4ZM45 216V217H44ZM51 218L49 220V218L46 219V217ZM86 216V217H85ZM144 216V218H143ZM173 218H172V217ZM197 216V217H196ZM31 217H35L34 218H31ZM42 219V220H39V218ZM76 217L78 219H76ZM96 217V221H99L101 222V224H99L98 222H96L93 219ZM103 217V218H102ZM108 219H107V218ZM135 217V218H134ZM178 217V218H177ZM195 217V218H194ZM6 218V219H5ZM43 218H45L43 220ZM102 218V219H101ZM111 218V219H110ZM117 218V219H116ZM176 218V219H175ZM185 218V219H184ZM193 220H191V219ZM37 219V220H36ZM76 220V222H72V220ZM101 219V220H100ZM107 219V220H106ZM116 219V220H115ZM119 219V220H118ZM122 219V220H120ZM126 219V220H125ZM129 221H128V220ZM137 221H136V220ZM139 219V220H138ZM144 219V220H143ZM180 219V220H179ZM188 219V220H187ZM6 222H5V221ZM12 222H11V221ZM24 220V221H23ZM29 220V221H27ZM33 222H32V221ZM58 220V221H57ZM70 220V221H69ZM73 220V221H74ZM83 220V221H82ZM84 220H85V223H84ZM90 220L91 221V225H93L94 223V227L95 225L96 226H100V227H95V229L92 231V232H82V230H73L74 227L76 226H79V225H82V224H89L90 225ZM109 220V221H108ZM125 220V221H124ZM173 220V221H172ZM183 220H184V224L183 223ZM187 220V221H186ZM191 220V222L189 221ZM10 221V222H9ZM41 221V222H39ZM47 223H46V222ZM51 221V222H50ZM56 223V225L53 223ZM79 221V222H78ZM111 221H113L111 223ZM136 221V222H135ZM152 221V222H151ZM172 221V222H171ZM180 221V223H179ZM189 221V222H188ZM7 222L9 223V225L7 224ZM15 222H18V225L16 226L14 223ZM27 222V223H25ZM30 222V223H29ZM36 222V223H35ZM39 222V223H38ZM44 222V223H43ZM89 222V223H88ZM98 224H96V223ZM105 222V224L103 223ZM109 222V223H108ZM131 222V223H130ZM138 222V223H137ZM185 222H188V223H192V224H186ZM5 225H3V224ZM19 223L20 226H19ZM33 223V224H31ZM41 223V224H40ZM53 223V224H52ZM137 223V224H136ZM172 223V224H171ZM176 223V224H174ZM179 223V224H178ZM7 224V225H6ZM14 224V225H13ZM17 224V223H16ZM27 224V225H26ZM38 224V227L37 225ZM40 224V225H39ZM44 224V225H43ZM71 224V225H70ZM73 224H76V225H73ZM107 224V225H106ZM110 224V225H109ZM112 224V225H111ZM132 224V225H130ZM174 224V225H173ZM26 225V227H25ZM32 225V226H31ZM43 225V226H42ZM47 225V226H46ZM70 225V226H68ZM73 225V226H72ZM152 225V226H151ZM180 225V226H179ZM8 226V228H7ZM11 228H10V227ZM15 226V228H14ZM24 226V229L22 228ZM35 226V227H34ZM41 228H40V227ZM49 226V227H48ZM53 228H51V227ZM55 226V227H54ZM57 226V227H56ZM108 226V227H107ZM19 227V228H18ZM27 227L29 228V230L27 229ZM59 227V228H58ZM110 227V228H109ZM5 228V230H4ZM20 229V233L19 235L21 236V233L22 235H24L25 237V245L23 243H18L19 241L18 240H13V236H12V232L13 230L15 229L16 231H18V229ZM35 228L36 229H39V230H36L35 231ZM51 228V229H50ZM56 228V229H55ZM104 230H103V229ZM51 231H50V230ZM53 229V230H52ZM67 229V230H66ZM98 229V230H96ZM100 229V230H99ZM130 229V230H129ZM34 230V231H33ZM45 232H43V231ZM55 230V231H54ZM154 230V231H153ZM18 231V232H19ZM31 231H33V233L35 232L36 236L33 234V233H30ZM38 231H41L40 233H37ZM50 231V232H49ZM53 231V232H52ZM59 231V232H57ZM67 231L69 233H67ZM77 231L79 233H77ZM27 232H29L27 234ZM47 232V233H46ZM55 232V233H54ZM42 233V234H41ZM44 233V235H43ZM83 233V234H82ZM102 233V234H101ZM127 233V234H126ZM27 234V235H26ZM33 234V235H32ZM47 234V235H46ZM57 234V235H56ZM92 234V235H91ZM46 235V236H45ZM52 235V236H50ZM55 235V236H54ZM79 235V236H78ZM90 235V237H89ZM116 235V236H115ZM40 236V237H39ZM44 236V238H43ZM49 236V237H47ZM54 236V238H53ZM73 236V237H72ZM77 236V237H76ZM85 236V237H84ZM92 236V237H91ZM39 237V238H38ZM81 237V238H80ZM83 237V238H82ZM90 239H88V238ZM12 238V239H11ZM36 238V239H35ZM47 238V239H46ZM52 238V239H51ZM87 238V240H86ZM97 238V239H96ZM115 240H113V239ZM40 239V242L39 240ZM54 239H55V242H54ZM94 239V240H93ZM125 239V241H124ZM128 239V240H127ZM47 240V242H46ZM51 240V242H50ZM77 240V242L75 243V241ZM104 240V241H103ZM12 242V244H16L14 246V244L12 245L10 242ZM82 241V242H81ZM95 241V242H93ZM24 242V241H23ZM38 242V243H37ZM54 242V243H53ZM79 242V243H78ZM59 243V244H58ZM75 244V245H74ZM77 244V246H76ZM85 244V245H84ZM98 244V245H97ZM101 244V245H100ZM127 244V245H125ZM130 244V245H129ZM8 245V246H7ZM11 245V246H10ZM81 245V246H80ZM91 247H90V246ZM124 245V246H123ZM19 248H17V247ZM25 246V247H24ZM94 246V247H93ZM96 246V247H95ZM128 246V247H127ZM2 247V248H1ZM30 247V248H29ZM33 247V248H32ZM44 247V248H43ZM75 247V248H74ZM101 247V248H100ZM12 248V249H11ZM90 248V249H89ZM98 248V249H97ZM4 249V250H3ZM15 249V250H14ZM51 249V250H50ZM56 249V250H55ZM79 249V250H78ZM97 249V251H96ZM127 249V250H126ZM3 250V251H2ZM25 250V251H24ZM50 250V252H49ZM55 250V252H54ZM74 250V251H73ZM77 250V251H76ZM102 250V251H101ZM28 251V252H27ZM65 251V252H64ZM116 251V252H115ZM128 251V253L126 252ZM131 254H130V252ZM8 252V253H7ZM20 252V253H19ZM53 252V254H52ZM58 252V253H57ZM79 252V253H77ZM114 252V253H113ZM72 253V254H71ZM91 253V254H90ZM96 253V254H94ZM104 253V254H103ZM126 253V255L124 254ZM47 254V255H46ZM101 254V255H100ZM123 254V255H122ZM9 255V256H8ZM32 255V256H31ZM43 255V256H42ZM46 255V256H44ZM53 255V256H52ZM78 255V257L76 256ZM100 255V256H98ZM117 255V257H116ZM2 256V257H1ZM109 256V257H108ZM112 256V257H111ZM129 256V257H127ZM17 257V258H16ZM114 257V258H113ZM8 258V259H7ZM69 258V259H68ZM76 258V259H74ZM96 258V259H95ZM103 258V260H100V259ZM108 258V259H107ZM110 258V259H109ZM55 259V260H54ZM82 259V260H81ZM126 259V260H125ZM2 260V261H1ZM12 260V261H11ZM16 260V261H15ZM54 260V261H53ZM73 260V261H72ZM76 260V261H74ZM80 260V261H79ZM100 260V261H98ZM53 261V262H52ZM109 261V262H108ZM112 261V262H111Z\"/></svg>",
  "mask_w": 264,
  "mask_h": 264
},
{
  "label": "bare ground",
  "instance_id": "bare-ground-1",
  "mask_svg": "<svg viewBox=\"0 0 264 264\" xmlns=\"http://www.w3.org/2000/svg\"><path fill=\"white\" fill-rule=\"evenodd\" d=\"M178 1V4L180 5V3L183 5V7H184V5H186L187 6V4L189 3V6L192 8V6H194V8L196 9L197 7L200 9V6L201 5H204V6H201V9H202V7H204V8H207V6L205 7V4L207 3V2H211L212 0H176V2ZM214 1V0H213ZM213 1L211 2L212 4L211 5H213L214 3H216V2H214L213 3ZM218 1H220V0H218ZM222 1V0H221ZM172 2V0H0V3H3V5H5L6 7H8L9 9H11V14H7V11L6 12H4V13H2L1 11H0V91H1V93H0V95H1V98L2 99H4L3 101H5V102H7L8 101V103L10 102H12L13 103V101H15V100H17L18 101V98L19 97H21L22 98V101H20L21 102V104H20V106H18V103H16V105L18 106V109H16L17 111L15 112V110H14V108H13V110H14V112H11V113H8L9 112V110H11V108L12 107H15V106H13V104H12V107H11V105H10V108H7L8 109V111H6L5 110V114H4V112H0L1 114L0 115H6V116H8L7 115V113L8 114H14V113H16V114H14V116L15 117H18V119H20V123H21V120L23 121V123H26V122H24L25 120H32L35 116L36 117H38L36 114L37 113H40L39 115H41V113H43V114H50L51 116H52V118L53 119H55V120H53V121H55V122H47L46 121V125H47V123H50V124H48V127L50 126V133H51V135L52 134H57V136L55 137V136H53V137H55V138H53V142H51V144L52 145H50L51 147H49V151H42V153H40V155L38 154V153H34L35 155H36V157H33V154H32V157L33 158H35V162H36V164L37 165H39L40 166V164L41 165H43L44 166V169H46L47 167H49V169L52 171V174L53 173H55L54 171H56V170H54L55 169V164H57L58 162H60L61 163V160L62 159H64V158H66V157H68V156H71V155H73L72 154V152H74V150H75V148H77L78 150L79 149H81V148H78L77 146H78V144H79V141L81 140V139H83V140H85L86 138L87 139H89L90 137H92L91 135H92V132H91V130L92 129H90V128H92V127H90V125L91 126H93V123H90V125H86L85 126V124H87V120H86V118H85V114L86 115H88L89 113H94V112H91L92 110H94V111H96L97 110V112H95V113H100V112H98V110L99 109H102L103 107V110H105L106 108H112V109H115V111L119 114L122 110H123V108H126V106H128V104H127V102H129L130 100V98L129 99H126V100H129V101H127L126 102V106L125 107H123L122 108V104H123V102L122 103H120V102H116V103H114L115 102V100H117V98H115V100H114V102H113V100L111 99H107V96L109 95H107L106 93H105V86H104V83H105V80H107L106 79V77H107V74H111V75H117V76H119V75H121V77H124V81H126L127 82V80H129L131 77H129V76H127V75H125V74H123L124 72H126V71H124V72H122V74L119 72V70H118V67L120 66V65H124L125 67H128V68H130V67H132V66H134L133 68H135L136 67V65H140L142 68H143V70L144 71H148V72H150L151 71V69H155V60L157 59L156 57V55L158 54V53H161L163 50L165 51V49L167 48V50H168V48H170L169 46L168 47H166V43L168 42H166V40H165V38H164V35L162 34V33H165L166 32V30L167 29H170V27L171 28H173L172 30H170V31H178V30H175V28H177V23L175 22V20H173L174 19V17L176 16L175 15V13L171 10V3ZM180 2V3H179ZM231 0H230V3L229 2H227V0H226V3H228V4H226L225 3V1H224V3L226 4L225 6H223V7H225L224 9V12H223V14L221 15L220 14V16L222 17L224 14H227L226 16H228V22H227V17L224 15V17L226 18L225 19V22H227L228 24L226 25L228 28H231V27H233V29H234V27L235 26H237L238 25V23H239V20H238V18L239 17H237V11H239V10H237L236 9V7H234L233 5H234V2H232V5H231ZM260 2V1H259ZM173 3H175V2H173ZM219 3V2H218ZM238 3H239V1H238ZM250 2L248 1V3L247 4H249ZM262 3V2H261ZM17 4H19V7H17L16 8V5ZM208 5L210 4V3H207ZM235 4H237V3H235ZM242 4H245V3H243L242 2ZM258 4V3H257ZM176 5V4H175ZM179 5H178V8L180 9V7H179ZM256 5V4H255ZM263 5V4H262ZM172 6H174V5H172ZM196 6V7H195ZM210 6V5H209ZM239 6H241V5H239ZM0 7H1V5H0ZM177 7V6H176ZM182 7V6H181ZM189 7V8H190ZM211 7V6H210ZM223 7H221V8H223ZM247 7V6H246ZM186 8V7H185ZM188 8V9H189ZM197 8V9H198ZM217 8V6L215 7V9ZM238 8V7H237ZM240 8V7H239ZM252 7H250V9H251ZM7 9V8H6ZM9 9H7V10H9ZM182 9V8H181ZM209 9V8H208ZM211 9H212V7H211ZM243 9V8H242ZM256 9H257V7H256ZM263 9V8H262ZM1 10V9H0ZM186 10V9H185ZM206 10V9H205ZM244 10H247V9H244ZM255 10V9H254ZM259 10H261V9H259ZM10 11V10H9ZM182 11V14H183V10H181ZM180 11V12H181ZM187 11H189V10H187ZM192 12H194L193 10H191ZM199 11H201V10H199ZM198 11V12H199ZM219 11H221V10H219ZM190 12V11H189ZM214 12V11H213ZM212 12V13H213ZM218 12V11H217ZM251 12V11H250ZM177 13V12H176ZM179 13V12H178ZM184 13L186 14V12L184 11ZM191 13V12H190ZM189 13V14H190ZM195 13V12H194ZM197 13V12H196ZM201 13V12H200ZM203 13V12H202ZM220 13V12H219ZM222 13V12H221ZM243 13V12H242ZM246 12H244V14H245ZM192 14V13H191ZM175 15V16H174ZM181 15V14H180ZM188 15V13L186 14V16ZM193 15V14H192ZM198 15V14H197ZM196 15V16H197ZM202 16H203V14H201ZM206 14H204V16H205ZM245 15H247V14H245ZM254 15H256V13L254 14ZM258 15V14H257ZM182 16H184L185 17V15L183 14ZM195 16V15H194ZM198 16H200V15H198ZM207 16V15H206ZM209 16V15H208ZM216 16H218V15H216ZM219 16V17H220ZM244 16V15H243ZM250 16H251V14H250ZM187 17H189V15L187 16ZM210 17V16H209ZM219 17H217V18H219ZM220 17V18H221ZM224 17L222 18V20H224ZM245 17V16H244ZM255 17V16H254ZM254 17H253V19H254ZM178 18V17H177ZM192 18V17H191ZM199 18V17H198ZM201 19H199V21L201 20L202 22H203V19L204 18H202V17H200ZM219 18V19H220ZM252 18V17H251ZM179 19V18H178ZM182 19V18H181ZM185 19V18H184ZM187 19V18H186ZM215 19V18H214ZM191 20V19H190ZM189 19L187 20V21H190ZM194 20H195V18H194ZM257 20V19H256ZM162 21H163V23L164 22H166V24L168 23L169 24V22H171V23H173L172 25H173V27L170 25V26H168L167 28L166 27H164V25H162V27H164V29H162V31L163 30H165V32H162L161 30H160V27H161V24H162ZM178 22H179V20H177ZM181 21V20H180ZM183 21V20H182ZM192 21H193V19H192ZM198 21V20H197ZM196 21V22H197ZM204 21H207V20H204ZM216 21H217V19H216ZM241 21V20H240ZM244 21V20H243ZM246 21V20H245ZM248 21V20H247ZM253 21V20H252ZM184 22H186V21H184ZM195 22V21H194ZM193 22V23H194ZM195 22V23H196ZM242 22V21H241ZM259 22V21H258ZM170 23V24H171ZM179 23H181V22H179ZM192 23V24H193ZM198 23V22H197ZM196 23V24H197ZM201 23V22H200ZM210 23V22H209ZM212 23V22H211ZM211 23H210V27L212 26L211 25ZM221 22H220V20H219V23H218V25L220 24ZM245 23V22H244ZM247 23V22H246ZM245 23V24H246ZM255 23V22H254ZM165 24V23H164ZM182 24H184V23H182ZM181 24V25H182ZM189 25L191 24V21H190V23H188ZM188 24H187V26H188ZM240 24V23H239ZM176 25V26H175ZM180 25V24H179ZM179 25H178V27H179ZM186 25V24H185ZM195 25V24H194ZM200 25H202V24H200ZM216 25H217V23H216ZM229 25V26H228ZM262 25V24H261ZM239 26V25H238ZM246 25H244V27H245ZM254 26V25H253ZM255 26H257V25H255ZM181 27V26H180ZM179 27V28H180ZM184 27V26H183ZM190 26H188L187 28H189ZM220 27H221V25H220ZM223 27H225V26H223ZM241 27V26H240ZM243 27V28H244ZM247 27V26H246ZM166 28V29H165ZM182 28V27H181ZM196 28V27H195ZM219 28V27H218ZM237 28H239V27H237ZM254 28V27H253ZM257 28V27H256ZM199 29V28H198ZM200 29H201V27H200ZM203 29V28H202ZM206 29V28H205ZM215 29H216V26H215ZM233 29H232V31H233ZM260 29V28H259ZM125 30H126V32H127V30H129L130 31V33L129 32H127L128 34H130V36H127V33H125ZM208 29H206L205 31H207ZM228 30V29H227ZM226 30V31H227ZM239 30V29H238ZM241 30V29H240ZM168 31V30H167ZM169 31V32H170ZM181 31V30H180ZM183 31V30H182ZM195 31V30H194ZM193 31V32H194ZM223 31H224V29H223ZM230 31V30H229ZM235 31H237L236 30V28H235ZM234 31V32H235ZM200 32V31H199ZM212 32H214V31H212ZM217 32V31H216ZM239 32V31H238ZM259 32V31H258ZM131 33H133V35L131 36ZM207 33V32H206ZM211 33V32H210ZM209 33V34H210ZM220 33V32H219ZM237 33V32H236ZM243 33V32H242ZM171 34V33H170ZM173 34V33H172ZM191 34H192V32H191ZM197 34V33H196ZM196 34H194V36H193V40H195L194 42L197 44V47H202V48H204L203 47V45L204 46H206V45H208L209 43H211L212 41H210L209 40V38L208 37H202V35H201V37H200V35L199 34H197L198 36L197 37H195L196 36ZM203 34V33H202ZM223 34H225V33H223ZM229 34V33H228ZM233 34V33H232ZM231 34V35H232ZM248 34V33H247ZM166 35V34H165ZM174 35H175V33H174ZM204 35H208V34H205V32H204ZM222 35V34H221ZM243 35V34H242ZM258 35V34H257ZM169 36V35H168ZM176 37H177V35H175ZM263 36V35H262ZM224 37V36H223ZM169 38H170V36H169ZM192 38V37H191ZM227 38V37H226ZM239 38V37H238ZM177 39V38H176ZM211 39V38H210ZM231 39V38H230ZM229 39V40H230ZM232 39H233V36H232ZM179 40V39H178ZM192 40V41H193ZM217 40V39H216ZM241 40V39H240ZM173 41H174V39H173ZM176 41V40H175ZM226 41V40H225ZM245 41V40H244ZM178 42V41H177ZM176 42V43H177ZM184 42V41H183ZM230 42H232V40L230 41ZM236 42V41H235ZM181 43V42H180ZM234 43V42H233ZM170 44V43H169ZM168 44V45H169ZM172 44V43H171ZM175 44V43H174ZM224 44V43H223ZM194 45V44H193ZM231 45H232V43H231ZM245 45V44H244ZM175 47H177L176 45H174ZM210 46V45H209ZM224 46H225V44H224ZM92 47H94V49H96L92 54H90V55H88L87 53H86V55H84V56H81V54L83 53V52H87L88 50H90V52H91V50L93 49ZM105 47L107 48V49H109L110 50V52H113L114 53V55H111L112 53H107V52H105L106 51V49H105ZM172 47V46H171ZM181 47V46H180ZM196 47V46H195ZM208 47V46H207ZM229 47V46H228ZM232 47V46H231ZM240 47V46H239ZM238 47V48H239ZM82 48H84L83 49V52L81 51L82 50ZM172 48H173V50H172ZM171 48V50L173 51V52H175L176 51V49H174V47H172ZM178 48V47H177ZM182 48V47H181ZM211 48V47H210ZM242 48V47H241ZM93 49V50H94ZM183 49V48H182ZM198 49V48H197ZM214 49V48H213ZM212 49V50H213ZM230 49V48H229ZM244 49V48H243ZM166 50V51H167ZM170 50V51H171ZM184 50V49H183ZM209 50V49H208ZM211 50V49H210ZM209 50V51H210ZM239 50V49H238ZM80 51L82 52V53H80ZM165 51V52H166ZM169 50H168V52H166V53H168L169 54V52H170ZM171 51V52H172ZM178 51V50H177ZM215 51V50H214ZM246 51V50H245ZM89 52V51H88ZM202 52V51H201ZM241 52H242V49H241ZM105 53H107L106 55H105ZM166 53L164 54V52H163V54L164 55H166ZM182 53V52H181ZM188 53V52H187ZM209 53V52H208ZM210 53H211V51H210ZM213 54H214V52H212ZM220 53V52H219ZM84 54V53H83ZM82 54V55H83ZM162 54V53H161ZM160 54V55H161ZM162 54V55H163ZM191 54H193V53H191ZM205 54V53H204ZM213 54H210V56L212 55V58H213V56H215V55H217V53L215 54V55H213ZM222 54V53H221ZM225 54V53H224ZM241 54V53H240ZM176 55V54H175ZM187 55V54H186ZM185 55V56H186ZM190 55V54H189ZM220 55V54H219ZM218 55V56H219ZM168 55H166V57H167ZM202 56H203V54H202ZM209 56V55H208ZM240 56V55H239ZM242 56V55H241ZM159 57V56H158ZM161 57V56H160ZM163 57V56H162ZM161 57V58H162ZM169 57V56H168ZM176 57H178V56H176ZM182 57H184V54H183V56ZM198 57H199V55H198ZM204 57V56H203ZM202 57V58H203ZM170 58V57H169ZM174 58V57H173ZM172 58V59H173ZM207 58H209V57H207ZM206 58V59H207ZM217 59H218V57H216ZM227 58V57H226ZM172 59H171V62H172ZM196 59H197V57H196ZM199 59V58H198ZM219 59H221V58H219ZM218 59V61L220 62V60ZM228 59V58H227ZM174 60V59H173ZM188 60V59H187ZM212 60V59H211ZM210 60V61H211ZM156 61H158V60H156ZM175 61V60H174ZM213 61H215V58H214V60ZM230 61V60H229ZM233 61V60H232ZM171 62H168V63H166V65L167 64H169V63H171ZM209 62V61H208ZM218 62V63H219ZM155 63V64H154ZM212 63H215V62H212ZM185 64V63H184ZM207 64V63H206ZM165 65V64H164ZM176 65V64H175ZM174 65V66H175ZM169 66V65H168ZM171 66H172V64H171ZM185 66H186V64H185ZM210 66V65H209ZM208 66V67H209ZM215 66H216V63H215ZM222 66H223V64H222ZM139 67V66H138ZM137 67V68H138ZM196 67H198L197 65H196ZM202 67V66H201ZM232 67V66H231ZM119 68H122V67H119ZM127 68V69H128ZM181 68V67H180ZM186 68V67H185ZM211 68V67H210ZM209 68V69H210ZM213 68H215L214 66H213ZM212 68V69H213ZM221 68V67H220ZM126 69V70H127ZM159 69V68H158ZM130 71L132 70L131 68L129 69ZM162 70V69H161ZM164 70V69H163ZM173 70V69H172ZM171 70V71H172ZM199 70V69H198ZM197 70V71H198ZM129 71V72H130ZM144 71H142V73H141V76H140V82L138 81L139 79L137 78V77H139V76H135L138 80V82L140 83V84H144L145 83V81L147 80L148 81V79H146V78H149V77H146V75L144 74L145 72ZM152 71H154V70H152ZM152 71H151V73H152ZM168 72L167 73H170L169 72V70H167ZM202 71V70H201ZM209 71V70H208ZM226 71V70H225ZM160 73L162 72V71H159ZM158 72V73H159ZM224 72V71H223ZM248 72V71H247ZM105 73H106V75H105ZM127 73H128V71H127ZM150 73V74H151ZM157 74L156 76V78H158V77H160V79L158 78V81L160 80V82L161 83H164L165 85H167L166 87H168V84L169 85H171V86H169V88H171L172 90H174V91H183L182 92V96H184L183 95V93H184V90L186 91L187 89H190L195 83H197V82H195L194 81V76H196L194 73H195V71H194V76H191L192 74L190 73V70H188V67H187V69H182L181 70V72L179 71V74L178 75H176L174 78L172 77V76H168V74L166 75V74H164V72L162 73V74ZM198 73V72H197ZM153 74H155V73H153ZM173 74V73H172ZM209 74V73H208ZM208 74H206V76L208 75ZM224 74V73H223ZM248 74V73H247ZM131 75H132V73H131ZM134 75V74H133ZM171 75V74H170ZM199 74H197V76H198ZM106 76V77H105ZM117 76H116V78H117ZM152 76V75H151ZM153 76H155V75H153ZM203 76V75H202ZM223 76V75H222ZM173 79H172V78ZM209 79H211V76L209 75ZM170 78L173 80H170ZM205 78V77H204ZM207 78V77H206ZM206 78L204 79V80H206ZM214 78H215V74H214ZM112 79V78H111ZM154 79V78H153ZM195 79H198V78H195ZM209 79H207L206 81L208 82V80ZM113 80V79H112ZM118 80V79H117ZM149 80H150V78H149ZM157 80V79H156ZM199 80V79H198ZM212 80L214 81V79H213V77H212ZM146 81V82H147ZM153 81V80H152ZM155 81V80H154ZM153 81V82H154ZM157 81V82H158ZM171 81V82H170ZM211 81V80H210ZM115 82V81H114ZM129 82V81H128ZM134 80H133V85H135L136 84V82H135V84H134ZM137 82V83H138ZM150 82H151V80H150ZM149 82V83H150ZM152 82V83H153ZM195 82V83H194ZM212 82V81H211ZM211 82H208V86H210V85H212V84H215V82L216 81H214V83H212L211 84ZM122 83H123V81H122ZM148 83V84H149ZM152 83H151V85H152ZM205 83V82H204ZM126 84H128V83H126ZM147 84V85H148ZM154 84H158V83H154ZM200 84V83H199ZM203 84V83H202ZM206 84V83H205ZM3 85V86H2ZM114 85H116V84H114ZM117 85H119V86H122V84L120 85V82H119V84H117ZM132 85V86H133ZM162 84H160L159 86H161ZM207 85V84H206ZM139 86V85H138ZM154 86V85H153ZM157 85H155V87H156ZM163 86V85H162ZM160 87L161 89L162 88H164V86L163 87ZM203 86V85H202ZM207 86V87H208ZM213 86V85H212ZM125 88L123 89V90H127L128 88H126L127 86H124ZM130 87L131 86H129V89H128V92H129V94L130 93H132L131 92V89H133L132 87H131V89H130ZM145 87L146 86H143V88L145 89ZM148 87H149V85H148ZM214 87V86H213ZM219 87V86H218ZM4 88V89H3ZM118 87H116V89H117ZM136 88V87H135ZM212 88V87H211ZM119 89V88H118ZM117 89V90H118ZM138 88H136L135 90H137ZM150 90H151V88H149ZM161 89L159 90L160 92H161ZM214 89V88H213ZM221 89V88H220ZM116 90V91H117ZM120 90L123 92V90L121 89V87H120ZM130 90V91H129ZM163 90V89H162ZM191 90V89H190ZM215 90H216V88H215ZM225 90V89H224ZM115 91V90H114ZM115 91V92H116ZM134 91V90H133ZM146 91V90H145ZM148 91V90H147ZM146 91V92H147ZM167 91V90H166ZM165 91V92H166ZM171 91V90H170ZM193 91V90H192ZM221 91V90H220ZM115 92H113V94L115 93ZM137 92V91H136ZM136 92H134V93H132V94H135ZM139 92V91H138ZM138 92H137V94H138ZM163 92V91H162ZM161 92V93H162ZM169 92V91H168ZM190 92V91H189ZM211 92H212V89H211ZM119 93V92H118ZM117 93V94H118ZM143 93V92H142ZM151 93H153V92H151ZM160 93V96H162V95H164V98H165V95H166V93L165 94H161ZM174 93H176V92H174ZM180 94H181V92H179ZM191 93V92H190ZM190 93H189V95H190ZM193 93H195V92H193ZM210 93V92H209ZM215 93V92H214ZM213 93V94H214ZM131 94V95H132ZM147 94H149V92L147 93ZM156 94V93H155ZM172 94V93H171ZM177 94H178V92H177ZM115 95V94H114ZM121 95V94H120ZM139 95V94H138ZM145 95V94H144ZM143 94L141 95V98L144 96ZM153 95V94H152ZM151 95V96H152ZM215 96L217 95V94H214ZM257 95V94H256ZM110 96H111V94H110ZM119 96V95H118ZM135 96H137V95H135ZM146 96V95H145ZM150 96V95H149ZM171 96V95H170ZM173 96H175V94H173ZM180 96V98H181V95H179ZM179 96L177 97V98H179ZM200 96H202V95H200ZM219 96V95H218ZM223 96V95H222ZM258 96V95H257ZM109 97V96H108ZM114 97H116V96H113V98ZM132 97V96H131ZM140 97V96H139ZM163 97V96H162ZM161 97V98H162ZM169 97V96H168ZM185 97V96H184ZM195 97V96H194ZM119 98V97H118ZM121 98V97H120ZM119 98V99H120ZM144 98V97H143ZM153 98V97H152ZM154 98H156V97H154ZM166 98H167V96H166ZM175 98V97H174ZM187 98V97H186ZM186 98H185V100H186ZM189 98V97H188ZM195 98H197V97H195ZM195 98H193V97H191V100H194ZM206 98V97H205ZM218 98V97H217ZM217 98H216V100H217ZM258 98V97H257ZM118 99V101H120ZM132 99V98H131ZM133 99H135L136 100V97L135 98H133ZM132 99V100H133ZM140 98H138L137 100L140 102L141 100H139ZM168 99V98H167ZM169 99H172V96H171V98H169ZM169 99H168V101H169ZM198 99V98H197ZM197 99H195V100H197ZM202 99V98H201ZM214 99V98H213ZM212 99V100H213ZM105 100H106V103H105ZM131 100V101H132ZM135 100H133V102H132V104L133 103H135ZM136 100V103L138 102ZM145 100V99H144ZM153 100H155V99H153ZM163 100V99H162ZM161 100V101H162ZM165 100V99H164ZM176 100H178V99H176ZM180 100V99H179ZM181 100H182V98H181ZM183 100H184V98H183ZM182 100V101H183ZM203 100V99H202ZM201 100V101H202ZM3 101H2V103H3ZM17 101H15V102H17ZM124 101V100H123ZM130 101V102H131ZM147 101H148V99H147ZM161 101H160V103H161ZM258 101V100H257ZM262 101V100H261ZM14 102V103H15ZM141 102H143L142 103V105L144 106V102L145 101H141ZM149 102V101H148ZM147 102V104H149V103H151V102H149L148 103ZM170 102V101H169ZM173 103H174V101H172ZM186 102H188L187 100H186ZM186 102L184 103V104H186ZM199 102V101H198ZM203 102V101H202ZM206 102V101H205ZM1 103V102H0ZM136 103H135V105H136ZM165 103V102H164ZM175 103H176V101H175ZM178 103V102H177ZM192 103H194V102H192ZM192 103H190L191 105H192ZM215 103H216V101H215ZM254 103V102H253ZM4 104H6V103H4ZM145 104H146V102H145ZM146 104V105H147ZM166 104V103H165ZM179 104V103H178ZM189 104V105H190ZM202 104H204V103H202ZM201 104V105H202ZM206 104H208V103H206ZM242 104V103H241ZM245 104H246V102H245ZM3 105V104H2ZM1 105V106H2ZM105 105H106V108H105ZM139 105V107H140V105H141V103L140 104H138ZM182 105V104H181ZM195 105V103L193 104V106ZM200 105V104H199ZM4 106V105H3ZM3 106H2V110H3ZM17 106L15 107V108H17ZM82 106H85V107H82ZM130 106V105H129ZM137 106V105H136ZM148 106V105H147ZM161 106V105H160ZM171 106L172 105H168V106H165V107H162V108H159V109H154V110H150V111H147V113H145V114H143V112H142V114H140L141 112H140V109H139V117H138V119H137V122L138 123H140V126H141V124H143L144 122H148V119L147 118H149L150 120L151 119H154L153 121H156L160 126H159V128L160 129H162L161 128V125H163V122H167L168 120V110H169V108H171ZM174 106H175V104H174ZM173 106V107H174ZM180 105H178L177 107H179ZM183 106V105H182ZM197 106V105H196ZM243 106V105H242ZM261 106H262V104H261ZM6 107V106H5ZM131 107H133V108H135L134 106H131ZM142 107V106H141ZM191 107V106H190ZM201 107H203V105L201 106ZM205 107V106H204ZM203 107V108H204ZM245 107V106H244ZM247 107V106H246ZM80 108H86V109H80ZM137 108V107H136ZM135 108V109H136ZM143 108V107H142ZM179 108H181V106L179 107ZM178 108V109H179ZM0 109H1V107H0ZM111 109V110H112ZM146 109V108H145ZM151 109V108H150ZM202 109V108H201ZM206 109V108H205ZM204 109V110H205ZM211 109V108H210ZM215 109V108H214ZM236 109V108H235ZM259 109V108H258ZM262 108H260L259 110H261ZM2 110H0V111H2ZM106 110H108L109 111V109H106ZM105 110V111H106ZM110 110V112H112ZM132 110V109H131ZM131 110H129V111H131ZM176 110V109H175ZM191 110V109H190ZM193 110V109H192ZM198 110V109H197ZM203 110V109H202ZM241 110V109H240ZM243 110H246V109H243ZM248 110V109H247ZM262 110H264V109H262ZM101 111V110H100ZM105 111H103L104 112V114H106V112ZM108 111H107V114H108ZM114 111V110H113ZM172 111V110H171ZM171 111L169 112V113H171ZM251 111L252 110H250V113H251ZM102 112V113H103ZM134 112V113H133ZM135 112H136V110L135 111H133L132 110V112L131 113H133L134 114V116H135ZM198 112V111H197ZM204 112V111H203ZM221 112V111H220ZM245 112V111H244ZM94 113V114H95ZM114 112H112V114H113ZM117 113H116V115H117ZM124 114L126 113L125 111L123 112ZM123 113H122V116H123ZM199 113V112H198ZM206 113L208 114V111H206ZM211 113V112H210ZM258 112H257V109L256 110H254V111H252V113H251V118H253V117H255V115L257 114ZM12 114V115H13ZM93 114V115H94ZM106 114V115H107ZM110 114V113H109ZM128 114V113H127ZM132 114V115H133ZM183 114V113H182ZM188 114V113H187ZM190 114V113H189ZM192 114V113H191ZM207 114H205L204 115V113H203V118L205 117H207ZM213 114V113H212ZM211 114V115H212ZM260 114V113H259ZM10 116V118H11V120L13 119V116ZM45 115H43V116H40V117H49L50 115H47V116H45ZM97 115V114H96ZM95 115V116H96ZM99 115V114H98ZM120 115V114H119ZM130 115V114H129ZM129 115H127V116H129ZM145 115H147V116H145ZM171 115V114H170ZM193 115H195V114H193ZM199 115V114H198ZM214 115V114H213ZM71 116H73V118H71ZM89 116V115H88ZM87 116V117H88ZM95 116H93V118L95 117ZM105 116V115H104ZM103 116V117H104ZM112 116V115H111ZM113 116H114V114H113ZM121 116V117H122ZM124 116H126V115H124ZM131 116V115H130ZM183 116V115H182ZM191 116V115H190ZM210 116V115H209ZM227 116V115H226ZM9 117V116H8ZM14 117V118H15ZM36 117L34 118L35 120H34V122L36 121ZM55 117V118H54ZM90 117H92L91 115H90ZM89 117V118H90ZM103 117H101V118H103ZM108 117V116H107ZM107 117L105 118V121H107L106 119H107ZM137 117V116H136ZM180 117V116H179ZM187 117H189V116H187ZM186 117V118H187ZM196 117H197V115H196ZM202 117V116H201ZM230 117V116H229ZM257 117H258V115H257ZM10 118H9V120H10ZM50 118V117H49ZM51 118V119H52ZM101 119V118H99V117H95V120L96 119ZM111 117H109L108 118V122H109V119H110ZM182 118V117H181ZM185 118V117H184ZM213 118V117H212ZM211 118V119H212ZM215 118V117H214ZM223 118V117H222ZM235 118V117H234ZM242 118V117H241ZM17 119V120H18ZM44 119V118H43ZM48 119V118H47ZM46 119V120H47ZM88 119V118H87ZM133 119V118H132ZM187 119H190V118H187ZM226 119H228V118H226ZM231 119H232V117H231ZM230 119V120H231ZM236 119V118H235ZM240 119V118H239ZM243 120H240L239 122L240 123H233L236 127H240V125L241 124H243L244 123V118H242ZM8 120V119H7ZM14 120V119H13ZM15 120H16V118H15ZM14 120V121H15ZM16 120V121H17ZM42 120V119H41ZM40 120V121H41ZM89 121H91L90 119H88ZM102 120V119H101ZM113 120L115 121V119H113V117H112V119H110V121H112L111 123H115L117 120H119V119H117L115 122H113ZM171 120V119H170ZM181 120V119H180ZM183 120V119H182ZM185 120V119H184ZM184 120H183V122H184ZM192 120V119H191ZM200 120V119H199ZM202 120V119H201ZM257 120V119H256ZM263 120V119H262ZM13 121V123L12 124H10L11 125V127H10V125H9V127L10 128H13V129H19L20 130V128L18 127V125L20 124L19 122L17 123V122H14ZM33 121V120H32ZM38 122H39V120H37ZM87 121V122H86ZM93 121H94V119H93ZM92 121V122H93ZM97 121H100V120H96V122ZM187 121H189V120H187ZM196 121H198V120H196ZM229 121V120H228ZM235 121H238V120H235ZM234 121V122H235ZM10 122V121H9ZM42 123H43V121H41ZM45 122V121H44ZM95 121H94V123H96ZM102 122V121H101ZM107 122V123H108ZM121 122V121H120ZM124 122V121H123ZM127 122V121H126ZM130 122V121H129ZM181 122V121H180ZM202 122V121H201ZM231 122H233V121H231ZM231 122H229V123H231ZM252 122V121H251ZM23 123H21V124H23ZM28 123V122H27ZM89 123V122H88ZM98 123V122H97ZM104 123V122H103ZM110 123V122H109ZM108 123V124H109ZM128 123V122H127ZM157 123H155V125L157 124ZM173 123V122H172ZM176 123V122H175ZM258 123V122H257ZM7 124H8V122H7ZM29 124V123H28ZM28 124H26V125H28ZM31 124L33 125V124H35V123H33V122H31ZM41 123H39L38 125H40ZM59 124H60V128H59ZM101 124V123H100ZM126 124V123H125ZM136 124V123H135ZM152 124H154V123H152ZM152 124H151V126H152ZM157 124V125H158ZM169 124V123H168ZM174 124V123H173ZM184 124H185V122H184ZM183 124V125H184ZM195 124V123H194ZM262 124V123H261ZM3 125V124H2ZM6 125V124H5ZM5 125L3 126V130H5V132H6V129L5 128H7V127H5ZM25 125V126H26ZM36 125H37V123H36ZM44 125V124H43ZM42 125V126H43ZM45 125V126H46ZM95 125V124H94ZM98 125V124H97ZM104 125H105V123H104ZM110 125V124H109ZM112 125V124H111ZM113 125H116V123L115 124H113ZM112 125V126H113ZM118 125V124H117ZM116 125V126H117ZM128 125V124H127ZM130 125V124H129ZM156 125V126H157ZM164 125H165V123H164ZM163 125V126H164ZM166 125H167V123H166ZM180 125L181 126H183L182 125V123H180ZM14 126H16L15 128H14ZM29 126H31V125H29ZM41 126V125H40ZM42 126H41V128H40V130L42 129L43 130V128H42ZM45 126H44V131H46L47 129L45 128ZM98 126H100V125H98ZM98 126H95V127H97V129H98ZM115 126V127H116ZM126 126V125H125ZM132 126V125H131ZM133 126L135 127V125L133 124ZM169 126V125H168ZM173 126V125H172ZM176 126V125H175ZM179 126V125H178ZM188 126V125H187ZM186 126V127H187ZM196 126V125H195ZM206 126V125H205ZM5 127V128H4ZM33 128H35V126H32ZM38 128H39V126H37ZM47 127V128H48ZM102 127V126H101ZM120 127V126H119ZM118 127V128H119ZM127 127V126H126ZM174 127V126H173ZM177 127V126H176ZM194 127V126H193ZM225 127H227V126H225ZM1 128V127H0ZM22 128V127H21ZM27 128V127H26ZM29 128V127H28ZM129 127H127V129H128ZM131 128V127H130ZM146 129H148V127H145ZM144 128V129H145ZM152 128H153V126H152ZM155 128V127H154ZM153 128V129H154ZM189 128H190V125H189ZM215 128V127H214ZM224 128V127H223ZM2 129V128H1ZM0 129V130H1ZM9 129V128H8ZM7 129V130H8ZM13 129H11V130H13ZM49 129V128H48ZM106 128H104L103 129V131L105 130ZM120 129L121 128H119V129H117L118 131H120ZM123 129V128H122ZM126 129V128H125ZM141 129H143V128H141ZM160 129H158V130H160ZM170 129V128H169ZM172 129V128H171ZM177 129H178V127H177ZM180 129H181V127H180ZM187 129H188V127H187ZM202 129V128H201ZM210 129V128H209ZM221 129H222V127H221ZM238 129H240V128H238ZM10 130V129H9ZM29 130V129H28ZM63 130H66L67 131V134L65 135V133L64 132H62V133H64V135L66 136H61V131H63ZM112 130H113V128H112ZM134 130V129H133ZM138 130V128L136 129V131ZM168 129L166 128V131H167ZM184 131H186L185 130V127H184V129H183ZM196 130H198L197 128H196ZM200 130V129H199ZM243 130H244V128H243ZM2 131V130H1ZM15 131V130H14ZM33 130H31L30 129V132H32ZM101 131V130H100ZM99 131V132H100ZM108 130H106V135L109 133V132H107ZM111 131V130H110ZM114 131H116V130H114ZM113 131V132H114ZM130 131V130H129ZM139 132L141 131V130H138ZM156 131H157V129H156ZM165 131V130H164ZM172 131V130H171ZM170 131V132H171ZM174 131V130H173ZM177 131V130H176ZM175 131V132H176ZM195 131V130H194ZM217 131V128L216 129H212L211 128V133L214 135H216V132ZM4 132V133H5ZM18 132V131H17ZM20 132V131H19ZM18 132V133H19ZM22 132V131H21ZM25 132H27V131H25ZM30 132H29V135H27L28 137H31V135L33 134V132L30 134ZM47 132V131H46ZM45 132V133H46ZM95 132V131H94ZM112 132V131H111ZM123 132V131H122ZM145 131H143V133H144ZM147 132V131H146ZM145 132V133H146ZM175 132H174V134H175ZM193 132V131H192ZM8 133H10L9 134V137H10V135L13 133V131H12V133L9 131ZM15 133V132H14ZM13 133V134H14ZM35 133V132H34ZM45 133H43L42 132V134L44 135ZM50 133H49V135H50ZM59 133H60V136H59ZM101 134H102V132H100ZM119 133V132H118ZM137 133V132H136ZM135 133V134H136ZM152 133V132H151ZM157 133V132H156ZM163 133V132H162ZM171 133H173V132H171ZM177 133V132H176ZM208 133H209V130H208ZM207 133V134H208ZM211 133L209 134L210 135V137H215V136H211ZM231 133V132H230ZM17 134V133H16ZM38 134H40V133H38ZM38 134H35L36 135V137H32L33 139L35 138H37L39 135ZM116 134V133H115ZM120 134V133H119ZM135 134H133L134 136H135ZM138 134V133H137ZM146 134H148V133H146ZM153 134H154V132H153ZM174 134H172L173 136H172V138H171V134H170V138L171 139H174V138H176L175 137V135ZM227 134H229V133H227ZM19 135V134H18ZM41 135V134H40ZM42 135V136H43ZM46 135V134H45ZM48 135V134H47ZM105 135V136H106ZM132 134H131V138H128V141H129V139H131V140H133L134 139V136H133ZM157 135V134H156ZM159 135V134H158ZM161 135V134H160ZM160 135H159V137H160ZM165 135V134H164ZM164 135H163V137H164ZM179 135V134H178ZM6 135L4 134L3 135V132H0V144L1 145H3V144H5V145H3L1 148L2 149H0L1 151H0V159H1V161H0V164H2L3 163V161H8V159H10L11 158V162L13 163V164H15L14 166H15V168H13V165L11 166V168H13V170H11L10 171V174H9V176H8V178L6 179V180H4V182L3 181H0V196H1V198H0V207L2 208V212H4L5 214H3L1 211H0V213H2L3 215H5L6 216V218L7 219H12V217H13V221H15L14 219L16 218V220H17V218H20V219H23L24 218V220L26 221V219L27 218H29V217H27L28 216V213L30 212V210H29V212H28V209H29V207L30 206H32V205H34V203H33V201H34V199H35V197L36 196H43L44 195V193H46L47 194V191L49 192V191H51V190H53L54 189V187L56 186V182H55V185H54V181L52 182V179L50 180L51 182L50 183H52L49 187L50 188H48V185L47 186H43V191H44V187H46L48 190H46V192L44 191V193H38L39 191L37 190V192L35 191L36 190V188H37V186H39L38 185V182H34V184H33V182H32V184H33V186L32 185H30L31 183V181H29V179L26 181V183H25V186L24 187H22V186H20V185H18V182H20L21 180L20 179H22L23 178V176L21 175L20 176V174H23L22 172L21 173H19V169L21 168V167H16V166H18V165H20L22 162H25L26 161V163L29 161V159L30 160H32L31 158H27L26 159V157L24 156V157H21L22 156V154H21V156H16V149H18V148H16L15 146H14V144H12L13 143V141H19V140H14V139H19L18 138V136L16 137L15 135H14V137L13 136H11V137H13L14 139H13V141L11 142V140H12V138H11V140H10V144L9 145H7L6 143H8V141L6 142V137H5ZM116 136H118V135H116ZM140 136V135H139ZM142 136V135H141ZM187 136V135H186ZM190 136H192V135H190ZM228 136V135H227ZM256 136V135H255ZM20 137H22L21 135H20ZM41 136H39L38 137V139L40 140V139H43V137H41ZM102 137H104V134H103V136ZM115 137V136H114ZM113 137V138H114ZM137 137V136H136ZM174 137V138H173ZM226 137V136H225ZM233 137V136H232ZM32 138H30L31 140H32ZM45 138V137H44ZM94 138V137H93ZM92 138V139H93ZM112 138V137H111ZM113 138L112 139H109V140H113ZM119 138V137H118ZM138 138V137H137ZM153 138H155V137H153ZM193 138V137H192ZM229 138V137H228ZM227 137H226V139H228ZM248 138V137H247ZM254 138V137H253ZM10 139V138H9ZM24 139V138H23ZM30 139H29V141H30ZM38 139H37V141H38ZM46 139V138H45ZM47 139H48V137H47ZM46 139V140H47ZM95 139V138H94ZM103 139H105V138H103ZM106 139H107V137H106ZM105 139V140H106ZM122 139V138H121ZM136 139V138H135ZM134 139V140H135ZM141 139V138H140ZM139 139V140H140ZM146 139H147V137H146ZM158 139V138H157ZM232 139V138H231ZM20 140H21V138H20ZM46 140H44L45 141V143L46 144H44L43 142H41V144L40 145H42V143L44 144V145H48V143L50 142V141H47L46 142ZM101 140V139H100ZM108 140V139H107ZM123 140V139H122ZM133 140V141H134ZM139 140H137V142H139ZM143 140H145V139H143ZM142 139H141V141H143ZM154 140V139H153ZM166 140H169V139H166ZM230 140V139H229ZM251 140H253L252 139V137H251ZM22 141V140H21ZM36 141V142H37ZM90 141V140H89ZM93 141V140H92ZM95 141V140H94ZM104 141V140H103ZM114 141V140H113ZM132 141V142H133ZM136 141V140H135ZM141 141H140V143H141ZM152 141V140H151ZM158 141V140H157ZM193 141V140H192ZM223 141H226V140H224L223 139ZM246 141V140H245ZM20 142V141H19ZM23 142H27L26 140L25 141H23ZM23 142H22V144H23ZM35 142V141H34ZM81 142V141H80ZM87 141H85V143H86ZM95 142H98V140H96ZM95 142H93L94 144H95ZM101 142V141H100ZM106 142V141H105ZM105 142H101L100 144V149H99V151L96 153L97 154V156H96V162H97V164H98V162H99V164L98 165H100V162L102 163V164H104L105 166H106V164H105V161L108 159H105V156L104 155H102V151H104L103 150V147L105 146V145H109L110 143H106L104 146H103V144L105 143ZM109 142V141H108ZM118 142V141H117ZM120 142V141H119ZM124 142V141H123ZM136 142V143H137ZM143 142H146L145 143V145H147V141H143ZM171 142V141H170ZM231 142V141H230ZM232 142L234 143V142H237V138L235 139V138H233L232 139ZM239 142V141H238ZM237 142V143H238ZM241 142V141H240ZM254 142V141H253ZM17 143V142H16ZM33 143V142H32ZM83 144H84V141L82 142ZM82 143H80V145L82 144ZM93 143L91 142V144L93 145ZM112 143V142H111ZM129 143V142H128ZM134 143V142H133ZM132 143V144H133ZM136 143H134V144H136ZM139 143V144H140ZM164 143V142H163ZM169 143V142H168ZM227 143L230 145V143L227 141ZM226 143V144H227ZM236 143V144H237ZM243 143V142H242ZM21 144V143H20ZM83 144H82V146H83ZM89 144V143H88ZM88 144H87V146H86V148L84 149V148H82V151L83 150H89V148L88 147H91V144H89L90 146H88ZM116 144V143H115ZM130 144V143H129ZM127 145V147H126V155H127V153H128V155L130 156V157H133L136 153H139V152H136V150H135V148H134V146L133 145ZM139 144H137V145H139ZM149 144V143H148ZM157 144V143H156ZM155 144V145H156ZM170 144V143H169ZM232 144V143H231ZM240 144V143H239ZM239 144L237 145V146H239ZM263 144V143H262ZM15 147H13V146ZM17 145V144H16ZM40 145H38V147L40 146ZM44 145H42V146H44ZM99 144H97V146H98ZM108 145H107V147H108ZM121 145H122V143H121ZM120 145V146H121ZM124 145V144H123ZM136 145V146H137ZM151 145L152 146H150V147H154V144H152L151 143ZM164 145V144H163ZM21 146V145H20ZM19 146V147H20ZM24 146V145H23ZM22 146V147H23ZM26 146V145H25ZM41 146V147H42ZM49 146V145H48ZM48 146L46 147V149L48 148ZM84 146V147H85ZM96 145H95V147H96V149H98L99 147H97ZM109 146H112L113 147V144H110ZM117 146V145H116ZM140 146V145H139ZM139 146H137V147H139ZM143 146H144V144H143ZM27 147V146H26ZM34 147L35 148H38V147H36V144L34 145ZM39 148V151L37 150V152H40V149H42V148ZM45 147H43L44 149H45ZM122 147V146H121ZM137 147H136V149H137ZM141 147H142V145H141ZM140 147V148H141ZM148 147H149V145H148ZM214 147V146H213ZM228 147H230V146H228ZM234 147V146H233ZM236 147V146H235ZM24 149H26L27 150V148H25V147H23ZM30 148V147H29ZM31 148H33V146H31ZM35 148H33V150L35 149ZM113 148H115V147H113ZM123 148V147H122ZM124 148H125V146H124ZM123 148V149H124ZM143 148V147H142ZM146 147H144L143 149H145ZM238 148H241V146L240 147H238ZM255 148V147H254ZM20 149H22V148H20ZM43 149V150H44ZM75 150L76 152L78 151V150ZM110 149V148H109ZM122 149V150H123ZM153 149V148H152ZM256 149V148H255ZM254 149V150H255ZM258 149V148H257ZM262 148H260L259 150H261ZM112 151H113V149H111ZM110 150V151H111ZM117 150V149H116ZM124 150V151H125ZM147 149H145V151H146ZM231 150V149H230ZM243 150V149H242ZM253 149L251 150V151H254ZM262 150H264V148L262 149ZM19 151V150H18ZM21 151V150H20ZM92 151V150H91ZM124 151L122 152L123 154H124ZM139 151V150H138ZM149 151V150H148ZM150 151H151V149H150ZM237 151V150H236ZM236 151L232 148V150H231V152H232V159H231V163L228 165V167H230V168H237V167H242V169L243 168H247V167H250L251 165H253L254 164V162H255V160H256V158L257 157H259V156H261V154L259 155V154H257L256 152L255 153H252L250 156L249 155H247V154H245V156L244 155H238L237 153H236ZM240 151V150H239ZM239 151H238V153H239ZM246 151V150H245ZM25 152V151H24ZM28 152V151H27ZM31 152V151H30ZM36 152V151H35ZM80 152V151H79ZM84 152V151H83ZM86 152V151H85ZM83 153L84 155L86 154V153ZM88 152H90V151H88ZM116 152V151H115ZM118 152H120V151H117V153ZM156 152V151H155ZM166 152V151H165ZM213 152V151H212ZM257 152H258V150H257ZM21 153V152H20ZM23 153V152H22ZM29 153V152H28ZM27 153V154H28ZM78 153V152H77ZM110 153V152H109ZM116 153V154H117ZM248 154L249 153H251L250 151L249 152H247ZM259 153H262L263 155H264V152H260L259 151ZM26 154V155H27ZM38 154V155H37ZM82 154V155H83ZM90 154H92V152L90 153ZM89 154V155H90ZM106 154V153H105ZM108 154V153H107ZM119 154H121V153H119ZM162 154V153H161ZM19 155V154H18ZM24 155V154H23ZM29 155H31L30 153H29ZM93 155V154H92ZM102 155V156H101ZM111 155V154H110ZM110 155H107V157L108 156H110ZM115 155V154H114ZM113 155V156H114ZM137 155V154H136ZM135 155V156H136ZM139 155V154H138ZM138 155H137V158H139L138 157ZM141 155H143V154H141ZM140 155V159H141V156ZM149 155V154H148ZM226 155V154H225ZM258 155V156H257ZM91 156V155H90ZM120 156V155H119ZM124 156H125V154H124ZM30 157V156H29ZM72 157V156H71ZM82 157V156H81ZM84 157V156H83ZM87 157V155H85V158ZM123 157V156H122ZM121 157V158H122ZM152 157V156H151ZM157 157V156H156ZM155 157V158H156ZM161 157V156H160ZM25 158V159H24ZM80 158V157H79ZM84 158V159H85ZM90 158V157H89ZM111 158V157H110ZM110 158H109V160H110ZM117 158H118V155H117ZM116 158V159H117ZM135 158V157H134ZM146 159H147V157H145ZM145 158H142V159H145ZM154 158V159H155ZM230 157H228V159H229ZM261 158V159H260ZM259 159L260 160H262L263 158H264V156H263V158L262 157H260ZM24 159V160H23ZM81 159V158H80ZM84 159H81L82 161L84 160ZM119 159H120V157H119ZM123 159V158H122ZM131 159H133V158H131ZM157 159V158H156ZM255 159V160H254ZM3 160V161H2ZM66 160H68V158L66 159ZM66 160H64V162L66 161ZM74 160V159H73ZM91 159H89V160H87V162L88 161H90ZM93 160H95L94 158L91 160V162L93 163ZM126 160H127V157H126ZM128 160H129V158H128ZM264 160V159H263ZM70 161V160H69ZM80 161V160H79ZM85 161H86V159H85ZM108 161V160H107ZM119 161V160H118ZM118 161H116L115 160V162H118ZM122 161V160H121ZM121 161H119L120 163H121ZM136 161H138V159H136ZM142 161H144V160H142ZM146 161H149V160H145V162H141L140 161V165H141V163L143 164V163H146ZM154 161V160H153ZM2 162V163H1ZM63 162V163H64ZM67 162V161H66ZM65 162V163H66ZM71 162V161H70ZM91 162H89V165H90V163ZM95 162V163H96ZM111 162V161H110ZM109 162V163H110ZM114 162V163H115ZM118 162V163H119ZM123 162V161H122ZM127 162V161H126ZM135 162V161H134ZM155 162V161H154ZM230 162V161H229ZM257 162V161H256ZM258 162H260L259 160H258ZM257 162V163H258ZM12 163H10V164H12ZM30 163V162H29ZM40 163V164H39ZM73 163V162H72ZM71 163V164H72ZM82 163V162H81ZM91 163V164H92ZM94 163V164H95ZM109 163H108V167H110V165H112L113 166V163L111 164L110 163V165H109ZM119 163V164H120ZM151 163V162H150ZM257 163H255L254 165H256ZM31 164H33V160H32V163ZM70 164V163H69ZM83 164H84V162L81 164L82 166H83ZM124 164H126V163H124ZM130 164V163H129ZM128 164V165H129ZM135 164V163H134ZM147 164V163H146ZM153 164H155V163H153ZM3 166H4V164H2ZM22 165V164H21ZM23 165H27V164H23ZM22 165V166H23ZM30 165V164H29ZM34 165H35V163H34ZM33 165V166H34ZM52 165V166H51ZM60 165V164H59ZM88 164H86V166H88V175H89V171L91 170V167L89 166ZM96 165V164H95ZM118 164H116V166H117ZM144 166H145V164H143ZM190 165V164H189ZM188 165V166H189ZM250 165V166H249ZM1 166V165H0ZM28 166V165H27ZM67 166V165H66ZM80 166V165H79ZM81 166V167H82ZM86 166L84 165L83 167H85L86 168ZM102 166V165H101ZM115 166V165H114ZM119 166V165H118ZM122 166V165H121ZM120 166V167H121ZM137 166V165H136ZM150 166V165H149ZM188 166H187V168H188ZM192 166V165H191ZM5 167V166H4ZM9 167H10V165H9ZM57 167V166H56ZM89 167H90V170H89ZM107 167V166H106ZM119 167V168H120ZM154 167V166H153ZM193 167V166H192ZM251 167H253V166H251ZM8 168V167H7ZM6 168V169H7ZM10 168V169H11ZM26 168V167H25ZM24 168V169H25ZM36 168L38 169V166L37 167H35L34 169L36 170ZM84 168V169H85ZM97 168V167H96ZM99 168V167H98ZM115 168V167H114ZM122 168H124V166L122 167ZM121 168V169H122ZM127 168V166L125 165V169ZM135 168H137V167H135ZM186 168V167H185ZM202 168V167H201ZM257 168V167H256ZM32 169V168H31ZM30 168H29V170H31ZM34 169H33V171H34ZM48 169V168H47ZM48 169V170H49ZM80 169V168H79ZM94 169V167L92 168V170ZM104 169V168H103ZM110 168H107L106 170L108 171ZM139 169V168H138ZM141 169V168H140ZM241 169V170H242ZM2 170H4V169H2ZM9 170V169H8ZM20 170H22V168L20 169ZM26 170V169H25ZM24 170V171H25ZM39 170V169H38ZM49 170V171H50ZM87 169H85L84 171H86ZM116 170V169H115ZM133 170V169H132ZM135 170H137V169H135ZM189 170H190V168H189ZM202 170V169H201ZM244 170V169H243ZM247 170H249V169H247ZM247 170H246V172H244V174L245 173H247ZM6 171V170H5ZM5 171H3L4 173H6ZM41 171V172H40ZM40 171H38V172H40V173H42V172H44V171H42V170H40ZM57 171H59V168H58V170ZM81 171V170H80ZM83 171V173H87V172H84ZM103 171V170H102ZM101 171V172H102ZM106 171V172H107ZM112 171V170H111ZM114 171V170H113ZM122 171V170H121ZM125 171H127V170H124V172ZM197 169H196V167H193V168H191V170H190V173H189V175H188V178L186 179L185 177H184V180H185V182L182 184V186H181V184H180V186L179 187H181L180 188V190L179 191H182V190H184L185 188H188L190 185H192V187H190V192H192V189L194 188L193 187V185H194V183H195V181L193 180V177L197 174ZM256 171H258V170H256ZM262 171V170H261ZM8 172V171H7ZM27 172V171H26ZM30 172V171H29ZM35 172H37V171H35ZM35 172H34V174L33 175H35ZM48 172V171H47ZM92 172V171H91ZM94 172V171H93ZM92 172V173H93ZM105 172V173H106ZM109 172V171H108ZM117 172V171H116ZM123 172V173H124ZM129 172V171H128ZM136 172V171H135ZM180 172V171H179ZM183 172V171H182ZM199 172H200V170H199ZM198 172V173H199ZM49 173V172H48ZM56 173H58V172H56ZM82 173V174H83ZM105 173H103V174H105ZM114 173V172H113ZM119 173H120V171H119ZM142 173V172H141ZM250 173H252V172H250ZM249 173V174H250ZM3 174V173H2ZM2 174H1V176H2ZM31 174V175H32ZM42 174H45V176H47L46 175V171H45V173H42ZM42 174H39L40 176L42 175ZM98 174H100V173H98ZM109 174V173H108ZM116 174V173H115ZM118 174V173H117ZM124 174H126V172L124 173ZM131 174H133V175H131ZM130 174V176H134V173H131ZM137 174V173H136ZM139 174V173H138ZM179 174V173H178ZM184 174V173H183ZM200 174V173H199ZM235 174V173H234ZM243 174V173H242ZM241 174V175H242ZM243 174V175H244ZM258 173L256 172L255 173V175H257ZM27 175H29V174H27ZM36 175H38V174H36ZM84 175V174H83ZM87 175V174H86ZM85 175V176H86ZM86 176V177H89V176ZM94 175V174H93ZM96 175V174H95ZM112 174L110 173V175L109 176H111ZM185 175L187 176V174L185 173ZM212 175V174H211ZM210 175V176H211ZM215 175V177H216V174H214ZM240 175V176H241ZM242 175V176H243ZM251 175V174H250ZM260 175H262V174H260ZM259 175V176H260ZM263 175H264V173H263ZM26 176V175H25ZM91 177H92V174L90 175ZM100 176V175H99ZM102 176V175H101ZM121 176H122V174H121ZM129 176V175H128ZM127 176V177H128ZM129 176V177H130ZM175 176H177V175H175ZM174 176V177H175ZM179 176V175H178ZM181 177H182V174L180 175ZM220 176V175H219ZM258 176V175H257ZM3 177H4V175H3ZM19 177H22V178H19ZM35 177V176H34ZM34 177H33V179H34ZM51 177V174L49 173V178ZM56 177H58V176H56ZM95 177H97V176H95ZM112 177V176H111ZM111 177H109V180H111L110 178ZM196 177H198V176H196ZM230 177V176H229ZM251 177H252V175H251ZM261 177H263V176H261ZM1 178V177H0ZM28 178H31V176L29 177L28 176ZM42 178V177H41ZM40 178V179H41ZM44 178V177H43ZM80 178H81V176H80ZM82 178H85L84 176L82 177ZM90 178V177H89ZM94 178V177H93ZM101 178H104V177H101ZM100 178V180H104L105 181V179H101ZM112 178H116V180L119 178L118 176L116 177V175H114V177H112ZM126 178V177H125ZM134 178H135V176H134ZM177 178H179V177H177ZM242 178V177H241ZM240 177H238L237 179H238V181L241 179ZM253 178V177H252ZM255 178H257V177H255ZM259 178V177H258ZM2 179V178H1ZM0 179V180H1ZM25 179V178H24ZM24 179H22V180H24ZM27 179V178H26ZM36 179V178H35ZM45 179V178H44ZM43 179V180H44ZM54 179H55V177H54ZM57 179V178H56ZM87 179V178H86ZM85 179V180H86ZM97 179V178H96ZM96 179H93L94 181L93 182H97V183H99V182H101V183H105V184H107V181H105V182H102V181H100L99 179V181L98 180H96ZM127 179V178H126ZM131 179H133V178H131ZM137 179V178H136ZM196 179V178H195ZM215 179V178H214ZM230 179V178H229ZM229 179H227L226 181H228ZM234 179V178H233ZM236 179V180H237ZM244 181H245V179H246V181L245 182H241V181H239V182H241V183H239V186L241 187V188H248V189H250L249 188V186L251 187V185H252V183H254V182H252V183H250L251 182V178L250 179H248V176H247V178H242ZM248 179V180H247ZM3 180V179H2ZM20 180V181H19ZM58 180V179H57ZM84 180V181H85ZM89 180V179H88ZM107 180V179H106ZM115 180V179H114ZM173 180V179H172ZM174 180H175V178H174ZM173 180V181H174ZM177 180V179H176ZM202 180V179H201ZM208 180V179H207ZM206 180V181H207ZM231 180V179H230ZM235 180V179H234ZM253 180V179H252ZM255 180V179H254ZM253 180V181H254ZM258 180V179H257ZM264 180V179H263ZM32 181H34V180H32ZM37 181V180H36ZM38 181H41V180H39V176H38ZM49 181V180H48ZM133 181V180H132ZM179 181V180H178ZM182 181H183V179H182ZM205 181V182H206ZM208 181H210V180H208ZM218 181V180H217ZM237 181V182H238ZM22 183H19V184H21V185H24L23 183V181H21ZM45 183H47L48 184V182H46V181H44ZM44 182H43V184H44ZM88 182V181H87ZM86 182V183H87ZM91 182V181H90ZM93 182H92V184H93ZM110 182V181H109ZM118 182V181H117ZM124 182V181H123ZM126 182V181H125ZM129 182V181H128ZM175 182V181H174ZM198 182V181H197ZM220 182V181H219ZM231 182V181H230ZM236 182V184H238ZM256 182V181H255ZM258 182V181H257ZM257 182H256V184H257ZM40 183H42V181L40 182ZM58 183V182H57ZM78 183H80V182H78ZM101 183H99V186H100V184ZM113 183H114V181H113ZM116 183V182H115ZM132 183V182H131ZM138 183H140V182H137V184ZM173 183V182H172ZM176 183V182H175ZM199 183V182H198ZM203 183V182H202ZM209 183V182H208ZM212 183V182H211ZM229 183V182H228ZM235 183V182H234ZM264 183V182H263ZM96 184V183H95ZM94 184V185H95ZM134 184L135 185H137L135 182H134ZM177 184V183H176ZM176 184H173V186H175ZM178 184V185H179ZM197 184V183H196ZM216 184V183H215ZM219 184H222V182L221 183H219ZM226 184H227V182H226ZM233 184V183H232ZM232 184H230V185H232ZM30 185V186H29ZM78 184H76V186H77ZM80 185V184H79ZM97 185V184H96ZM95 185V186H96ZM110 185V184H109ZM117 185V184H116ZM139 185V184H138ZM137 185V186H138ZM169 185H171V184H169ZM168 185V186H169ZM19 186V187H18ZM87 186H89V185H87ZM104 187V184L103 185H101V187ZM129 186V185H128ZM134 186V185H133ZM143 186H145V185H142V187ZM167 186V185H166ZM200 186V185H199ZM217 186V185H216ZM229 186V185H228ZM248 186V187H247ZM254 186H255V184H254ZM253 186V187H254ZM30 187H31V189H30ZM39 187H42L41 185L39 186ZM91 187H94V186H90V189H91ZM102 187V188H103ZM108 187H110V186H108ZM107 187V188H108ZM139 188L141 187V186H138ZM138 187H136L137 189H138ZM141 187V189L143 190V188ZM149 187V186H148ZM161 187H163V186H161ZM161 187H159V189L161 188ZM176 187H177V185H176ZM198 187V186H197ZM220 187V186H219ZM232 187V186H231ZM230 187V188H231ZM236 187V186H235ZM253 187H251V189L253 188ZM256 187V186H255ZM18 188V189H17ZM56 188V187H55ZM95 188H98V185H97V187H95ZM100 188V187H99ZM106 188V187H105ZM146 188V187H145ZM144 188V189H145ZM171 188V187H170ZM178 188V187H177ZM199 188V187H198ZM215 188V187H214ZM213 188V189H214ZM259 188V187H258ZM38 189V188H37ZM76 190H77V188H75ZM137 189H135L136 191H139V190H137ZM149 189V188H148ZM151 189V188H150ZM152 189H154V188H152ZM171 189H173L172 191L174 192H176L177 191V189L175 190L174 189V187L173 188H171ZM179 189V188H178ZM212 189V188H211ZM224 189V188H223ZM232 189V188H231ZM234 189V188H233ZM239 189V188H238ZM250 189V190H251ZM260 189V188H259ZM40 191L42 190V189H39ZM58 190V189H57ZM80 190V189H79ZM97 190V189H96ZM114 190V189H113ZM118 190V189H117ZM120 190H121V188H120ZM124 190V189H123ZM122 190V191H123ZM169 190V189H168ZM168 190L166 191V193L168 192ZM195 190V189H194ZM197 190V189H196ZM217 190H218V188H217ZM241 190H243V189H241ZM247 190V189H246ZM255 190V189H254ZM258 190V189H257ZM15 191V192H14ZM55 191V190H54ZM74 191V190H73ZM110 191H111V188H110ZM127 191V190H126ZM129 191V190H128ZM135 191V192H136ZM170 191V190H169ZM212 191H216L215 189L214 190H212ZM219 191V190H218ZM222 191V190H221ZM221 191L219 192V193H221ZM245 191V190H244ZM248 191V190H247ZM252 191H253V189H252ZM35 192H36V194L38 193L39 195H36L35 194ZM53 192V191H52ZM58 192V191H57ZM76 192V191H75ZM77 192H78V190H77ZM76 192V193H77ZM80 192V191H79ZM85 192H87L86 190H85ZM102 192V191H101ZM108 192V191H107ZM124 192V191H123ZM161 192H164V191H162V189H161ZM172 192V193H173ZM229 192V191H228ZM231 192V191H230ZM241 192V191H240ZM239 192V193H240ZM249 192V191H248ZM254 192V191H253ZM12 193H15L13 196L14 197H11V194ZM54 193L55 192H53V195H54ZM81 193V192H80ZM80 193H78V194H80ZM88 193V192H87ZM91 193V192H90ZM130 193V192H129ZM128 193V194H129ZM170 193V192H169ZM169 193H168V195H169ZM223 194H224V191L222 192ZM236 192H234V194H235ZM238 193V192H237ZM236 193V194H237ZM242 193V192H241ZM246 193V192H245ZM156 194V193H155ZM171 194V193H170ZM190 194V193H189ZM215 194H217L216 192H215ZM222 194V195H223ZM232 194V193H231ZM230 194V195H231ZM233 194V195H234ZM252 194V193H251ZM49 195H51V192H50V194ZM57 195V194H56ZM55 195V196H56ZM84 195V194H83ZM82 195V196H83ZM86 195V194H85ZM94 195V194H93ZM151 195V194H150ZM218 195V194H217ZM217 195H215V196H217ZM244 197H246V195H244V192H243V194H242ZM242 195H241V197H242ZM79 196V195H78ZM89 196V195H88ZM112 196V195H111ZM110 196V197H111ZM145 196H147L148 197V194L147 195H145ZM145 196H144V199H145ZM192 196V195H191ZM198 196V195H197ZM196 196V197H197ZM48 197V196H47ZM50 197V196H49ZM48 197V198H49ZM51 197H53L52 195H51ZM57 198H59L58 197V195L56 196ZM75 197V196H74ZM79 197H81V196H79ZM78 197V198H79ZM84 197V196H83ZM83 197L81 198V199H83ZM86 197H87V195H86ZM90 197V196H89ZM88 197V198H89ZM93 197V196H92ZM92 197H90V198H92ZM109 197V196H108ZM131 197V196H130ZM152 197V196H151ZM150 197V198H151ZM155 197V196H154ZM153 197V198H154ZM220 197H223V196H220ZM220 197H218V198H220ZM228 197V196H227ZM231 197V196H230ZM37 198V197H36ZM39 198V197H38ZM44 199L46 198V196L45 197H43ZM46 199L47 200V203H48V200L49 199ZM94 198V197H93ZM121 198H123V197H121ZM158 198V197H157ZM185 198V197H184ZM187 198V197H186ZM195 198V197H194ZM197 198H199V197H197ZM196 198V199H197ZM217 198V197H216ZM224 198V197H223ZM222 198V199H223ZM243 198V197H242ZM253 198V197H252ZM56 199V198H55ZM54 199V200H55ZM85 199V198H84ZM108 199V198H107ZM111 199V198H110ZM109 199V200H110ZM146 199H148V198H146ZM192 198H190L189 200H191ZM227 199V198H226ZM238 199H240L239 198V196H238ZM238 199H236V200H238ZM249 199V198H248ZM35 200H37V199H35ZM43 200V199H42ZM115 200V199H114ZM152 200V199H151ZM151 200H148V202H150ZM200 200V199H199ZM221 200V199H220ZM241 200V199H240ZM247 200V199H246ZM51 201V200H50ZM53 201V200H52ZM60 201V200H59ZM88 201V200H87ZM146 201V200H145ZM144 201V202H145ZM161 201V200H160ZM233 201V200H232ZM235 201V200H234ZM244 201V200H243ZM242 201V202H243ZM43 203H44V201H42ZM55 202V201H54ZM80 202V201H79ZM79 202H78V204H79ZM90 202V201H89ZM103 202V201H102ZM105 202V201H104ZM110 202V201H109ZM125 202V201H124ZM129 202V201H128ZM147 202V201H146ZM153 202V201H152ZM165 202V201H164ZM188 202H191V201H188V200H186V203H188ZM239 202V201H238ZM245 202V201H244ZM243 202V203H244ZM33 203V204H32ZM46 203V202H45ZM52 203V202H51ZM51 203L49 202V204L51 205ZM56 203V202H55ZM55 203H52V204H54L55 205ZM107 203V202H106ZM119 203V202H118ZM151 203V202H150ZM173 203H174V201H173ZM185 203V204H186ZM233 203V202H232ZM236 203H237V201H236ZM22 204H23V206H22ZM32 204V205H31ZM41 204V203H40ZM75 204V203H74ZM82 204V203H81ZM95 204V203H94ZM103 204H105V203H103ZM102 204V205H103ZM183 204V203H182ZM190 205H191V203H189ZM194 204V203H193ZM197 204V203H196ZM199 204V203H198ZM46 205V204H45ZM58 205H59V203H58ZM83 205V204H82ZM96 205H97V203H96ZM121 205V204H120ZM174 205V204H173ZM235 205V204H234ZM237 205H239V203L237 204ZM27 206V207H26ZM47 206H49V205H47ZM52 206V205H51ZM51 206H49V207H51ZM56 206V205H55ZM84 206V205H83ZM82 206V207H83ZM101 206V205H100ZM110 206V205H109ZM126 206V205H125ZM125 206H123V207H125ZM192 206V205H191ZM190 206V207H191ZM240 206H242V204L240 205ZM42 206H40V208H41ZM46 207V206H45ZM48 207V208H49ZM81 207V208H82ZM104 207V206H103ZM106 207V206H105ZM119 207V206H118ZM123 207L121 206V208L123 209ZM147 207V206H146ZM184 207V206H183ZM195 207V206H194ZM234 207V206H233ZM93 208V207H92ZM96 208V207H95ZM128 208V207H127ZM162 208H163V206H162ZM197 208V207H196ZM199 208V207H198ZM226 208V207H225ZM228 208H230V207H228ZM231 208H232V206H231ZM50 210L52 209V207L51 208H49ZM48 209V210H49ZM54 209H55V207H54ZM57 209V208H56ZM89 209H90V207H89ZM103 209V208H102ZM113 209V208H112ZM132 209V208H131ZM175 209V208H174ZM183 209V208H182ZM187 209V208H186ZM190 209H192V208H190ZM236 209V208H235ZM53 210V209H52ZM100 210V209H99ZM124 210V209H123ZM152 210V209H151ZM179 210V209H178ZM184 210V209H183ZM189 210V209H188ZM196 210V209H195ZM199 210V209H198ZM196 211V213L195 214H197L198 215V212L199 211ZM19 211V212H18ZM38 211V210H37ZM53 211H55V210H53ZM114 211V210H113ZM141 211V210H140ZM175 211V210H174ZM177 211V210H176ZM175 211V212H176ZM191 210H189V212H190ZM193 211V210H192ZM191 211V212H192ZM40 212H41V210H40ZM39 212V214H41L42 215V213L44 212V210L42 211V213H40ZM57 212V211H56ZM95 211H93V213H94ZM98 212V211H97ZM106 212V211H105ZM122 212V211H121ZM134 212V211H133ZM173 212V211H172ZM182 212V211H181ZM185 212V211H184ZM36 213V212H35ZM38 213V212H37ZM47 212H45V213H43V214H46ZM83 213V212H82ZM86 213V212H85ZM109 213V212H108ZM127 213V212H126ZM169 213H171V211L169 212ZM169 213H168V215H169ZM180 213V212H179ZM194 213V212H193ZM192 213V214H193ZM201 213V212H200ZM33 214V213H32ZM38 214V215H39ZM52 214V215H51ZM96 214V213H95ZM112 214H113V212H112ZM138 215H139V212L137 213ZM181 214V213H180ZM195 214H194V216H195ZM29 215H30V213H29ZM50 216H52L51 218H49V216L48 217H46V219L47 218H49V220L51 219V220H53V219H55L54 218V212L52 213V212H50V214H49ZM80 215V214H79ZM78 215V216H79ZM85 215V214H84ZM88 215V214H87ZM110 215V214H109ZM175 215H177V212H176V214ZM184 214H182L181 216H183ZM186 215V214H185ZM189 215V214H188ZM188 215L187 216H185L186 218L188 217ZM4 216V217H5ZM32 216H34V215H32ZM36 216V215H35ZM40 216V215H39ZM46 216V215H45ZM44 216V217H45ZM107 216V215H106ZM113 216V215H112ZM129 216V215H128ZM132 216H134V215H131L130 217H132ZM154 216V215H153ZM190 216V215H189ZM192 216V215H191ZM41 218L43 217V216H40ZM86 217V216H85ZM114 217V216H113ZM172 217V216H171ZM174 217V216H173ZM172 217V218H173ZM197 217V216H196ZM5 218V219H6ZM31 218H34L35 219V217H31ZM39 218V217H38ZM103 218V217H102ZM101 218V219H102ZM107 218V217H106ZM115 218V217H114ZM135 218V217H134ZM143 218H144V216H143ZM178 218V217H177ZM192 218H193V216H192ZM195 218V217H194ZM1 219V218H0ZM45 218H43V220H44ZM76 219H78L77 217H76ZM96 219V217L93 219V221L92 220H90V225L89 224H82V225H79V226H76V227H74L73 228V230H75V232H76V230H79V232H80V230H82V232H92L94 229H95V227H100L99 225L98 226H96L95 225V227H94V223H93V225H91V221L92 222H94V220ZM100 219V220H101ZM108 219V218H107ZM106 219V220H107ZM111 219V218H110ZM117 219V218H116ZM115 219V220H116ZM176 219V218H175ZM185 219V218H184ZM188 219H189V217H188ZM187 219V220H188ZM191 219V218H190ZM23 220V221H24ZM37 220V219H36ZM39 220H42V219H40L39 218ZM74 220V219H73ZM72 220V222H76V220H74L73 221ZM119 220V219H118ZM120 220H122V219H120ZM126 220V219H125ZM124 220V221H125ZM128 220V219H127ZM136 220V219H135ZM139 220V219H138ZM144 220V219H143ZM180 220V219H179ZM186 220V221H187ZM191 220H193V219H191ZM191 220H189L190 222H191ZM5 221V220H4ZM11 221V220H10ZM9 221V222H10ZM27 221H29V220H27ZM32 221V220H31ZM58 221V220H57ZM70 221V220H69ZM83 221V220H82ZM96 221V220H95ZM98 221H99V219H98ZM98 221H96V222H98ZM109 221V220H108ZM129 221V220H128ZM137 221V220H136ZM135 221V222H136ZM173 221V220H172ZM171 221V222H172ZM188 221V222H189ZM6 222V221H5ZM12 222V221H11ZM33 222V221H32ZM39 222H41V221H39ZM38 222V223H39ZM46 222V221H45ZM51 222V221H50ZM79 222V221H78ZM95 222V223H96ZM101 222H102V220H101ZM101 222L99 221L98 223L99 224H101ZM113 221H111V223H112ZM152 222V221H151ZM188 222H185L186 224L188 223ZM17 223V224H16ZM25 223H27V222H25ZM30 223V222H29ZM36 223V222H35ZM44 223V222H43ZM47 223V222H46ZM53 223H54V221H53ZM52 223V224H53ZM84 223H85V220H84ZM89 223V222H88ZM98 223H96V224H98ZM104 224H105V222H103ZM109 223V222H108ZM114 223V222H113ZM131 223V222H130ZM138 223V222H137ZM136 223V224H137ZM179 223H180V221H179ZM178 223V224H179ZM3 224V223H2ZM7 224L9 225V223L7 222ZM6 224V225H7ZM16 226L18 225V222H15L14 223ZM13 224V225H14ZM20 224L21 223H19V226H20ZM28 224V223H27ZM26 224V225H27ZM31 224H33V223H31ZM41 224V223H40ZM39 224V225H40ZM55 225H56V223H54ZM172 224V223H171ZM174 224H176V223H174ZM173 224V225H174ZM182 224H184V220H183V223ZM188 224H192V223H188ZM4 225V224H3ZM26 225H25V227H26ZM37 225V227H38V224H36ZM44 225V224H43ZM42 225V226H43ZM71 225V224H70ZM70 225H68V226H70ZM73 225H76V224H73ZM72 225V226H73ZM107 225V224H106ZM110 225V224H109ZM112 225V224H111ZM130 225H132V224H130ZM5 226V225H4ZM32 226V225H31ZM47 226V225H46ZM152 226V225H151ZM180 226V225H179ZM10 227V226H9ZM35 227V226H34ZM40 227V226H39ZM49 227V226H48ZM51 227V226H50ZM55 227V226H54ZM57 227V226H56ZM108 227V226H107ZM7 228H8V226H7ZM11 228V227H10ZM14 228H15V226H14ZM19 228V227H18ZM18 228H16V229H18ZM23 229H24V226L22 227ZM30 228V227H29ZM29 228L27 227V229L29 230ZM41 228V227H40ZM51 228H53V227H51ZM50 228V229H51ZM59 228V227H58ZM110 228V227H109ZM49 229V230H50ZM54 229V228H53ZM52 229V230H53ZM56 229V228H55ZM103 229V228H102ZM4 230H5V228H4ZM20 229H18V231H19ZM36 230H39V229H36L35 228V231ZM67 230V229H66ZM96 230H98V229H96ZM100 230V229H99ZM104 230V229H103ZM130 230V229H129ZM8 231V230H7ZM6 231V232H7ZM10 231H12L11 229H10ZM10 231H8V232H10ZM18 231H16L15 229L13 230V232H12V236H13V238L14 239H12V241L13 240H18L19 242L18 243H25V237H24V235L25 234H23L22 235V233H21V236L19 235V233H20V231L18 232ZM34 231V230H33ZM33 231H31L30 233H33ZM43 231V230H42ZM51 231V230H50ZM49 231V232H50ZM55 231V230H54ZM154 231V230H153ZM6 232H4V231H0V243H3L4 242V239H5V237H7V235L9 236L10 234H7ZM41 231H38L37 233H40ZM43 232H45V231H43ZM53 232V231H52ZM57 232H59V231H57ZM78 231H77V233H79ZM11 233V232H10ZM29 232H27V234H28ZM47 233V232H46ZM55 233V232H54ZM67 233H69L68 231H67ZM26 234V235H27ZM34 235L36 234L35 232L33 233ZM32 234V235H33ZM42 234V233H41ZM83 234V233H82ZM102 234V233H101ZM127 234V233H126ZM43 235H44V233H43ZM47 235V234H46ZM45 235V236H46ZM57 235V234H56ZM92 235V234H91ZM36 236V235H35ZM50 236H52V235H50ZM55 236V235H54ZM54 236H53V238H54ZM79 236V235H78ZM116 236V235H115ZM40 237V236H39ZM38 237V238H39ZM47 237H49V236H47ZM73 237V236H72ZM77 237V236H76ZM85 237V236H84ZM89 237H90V235H89ZM92 237V236H91ZM43 238H44V236H43ZM81 238V237H80ZM83 238V237H82ZM88 238V237H87ZM87 238H86V240H87ZM36 239V238H35ZM47 239V238H46ZM52 239V238H51ZM88 239H90V238H88ZM97 239V238H96ZM113 239V238H112ZM5 240H7V238L5 239ZM39 240V242H40V239H38ZM94 240V239H93ZM113 240H115V239H113ZM128 240V239H127ZM24 241V242H23ZM104 241V240H103ZM124 241H125V239H124ZM10 242V241H9ZM14 242V241H13ZM46 242H47V240H46ZM50 242H51V240H50ZM54 242H55V239H54ZM53 242V243H54ZM77 242V240L75 241V243ZM82 242V241H81ZM93 242H95V241H93ZM5 243V242H4ZM7 243V242H6ZM5 243V244H6ZM11 244H12V242H10ZM15 243V242H14ZM13 243V244H14ZM38 243V242H37ZM79 243V242H78ZM12 244V245H13ZM16 244H17V242H16ZM16 244H14V246L16 245ZM59 244V243H58ZM18 245V244H17ZM25 245V244H24ZM75 245V244H74ZM85 245V244H84ZM98 245V244H97ZM101 245V244H100ZM125 245H127V244H125ZM130 245V244H129ZM8 246V245H7ZM11 246V245H10ZM76 246H77V244H76ZM81 246V245H80ZM90 246V245H89ZM92 246V245H91ZM90 246V247H91ZM124 246V245H123ZM17 247V246H16ZM18 247H19V245H18ZM17 247V248H18ZM25 247V246H24ZM78 247V246H77ZM94 247V246H93ZM96 247V246H95ZM128 247V246H127ZM2 248V247H1ZM30 248V247H29ZM33 248V247H32ZM44 248V247H43ZM75 248V247H74ZM101 248V247H100ZM12 249V248H11ZM19 249V248H18ZM90 249V248H89ZM98 249V248H97ZM97 249H96V251H97ZM4 250V249H3ZM2 250V251H3ZM15 250V249H14ZM51 250V249H50ZM50 250H49V252H50ZM56 250V249H55ZM55 250H54V252H55ZM79 250V249H78ZM127 250V249H126ZM25 251V250H24ZM74 251V250H73ZM77 251V250H76ZM102 251V250H101ZM28 252V251H27ZM65 252V251H64ZM116 252V251H115ZM127 253H128V251H126ZM130 252V251H129ZM8 253V252H7ZM20 253V252H19ZM58 253V252H57ZM77 253H79V252H77ZM114 253V252H113ZM52 254H53V252H52ZM72 254V253H71ZM91 254V253H90ZM94 254H96V253H94ZM104 254V253H103ZM125 255H126V253H124ZM130 254H131V252H130ZM47 255V254H46ZM46 255H44V256H46ZM97 255V254H96ZM101 255V254H100ZM100 255H98V256H100ZM123 255V254H122ZM9 256V255H8ZM32 256V255H31ZM43 256V255H42ZM53 256V255H52ZM77 257H78V255H76ZM2 257V256H1ZM109 257V256H108ZM112 257V256H111ZM116 257H117V255H116ZM127 257H129V256H127ZM17 258V257H16ZM114 258V257H113ZM8 259V258H7ZM69 259V258H68ZM74 259H76V258H74ZM96 259V258H95ZM100 259V258H99ZM108 259V258H107ZM110 259V258H109ZM55 260V259H54ZM53 260V261H54ZM82 260V259H81ZM100 260H103V258L102 259H100ZM100 260H98V261H100ZM104 260H105V258H104ZM104 260L103 261H101V264L104 262ZM126 260V259H125ZM2 261V260H1ZM12 261V260H11ZM16 261V260H15ZM52 261V262H53ZM73 261V260H72ZM74 261H76V260H74ZM80 261V260H79ZM109 262V261H108ZM112 262V261H111ZM1 264H2V262H1ZM12 264H15L14 262L12 263ZM54 264V263H53ZM73 264H75V262H73ZM76 264H77V262H76ZM122 264V263H121ZM151 264V263H150Z\"/></svg>",
  "mask_w": 264,
  "mask_h": 264
}]
</instances>
